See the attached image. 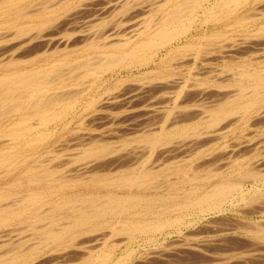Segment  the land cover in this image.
Segmentation results:
<instances>
[{"label": "bare ground", "instance_id": "obj_1", "mask_svg": "<svg viewBox=\"0 0 264 264\" xmlns=\"http://www.w3.org/2000/svg\"><path fill=\"white\" fill-rule=\"evenodd\" d=\"M130 1V0H129ZM128 0H0V28H9L10 30H12V34L10 31V35H7V40L5 37V32L7 34L8 31L6 30H2L4 31L1 32L0 34V135L3 134L5 135L8 139V142L4 145V147H6L4 149V147L0 148V176L3 174H7L12 167V169L17 168V166L22 162L24 164L25 160L27 159H22L21 158V154L19 153H15L14 149L17 147L18 148V141H24L26 140L27 145L29 146L30 144L32 145L33 141L35 143L40 142L41 140V134H35V136L32 137L34 130H40L41 128L44 127L47 123L52 122V121H56L57 119L61 118L62 115L66 114L68 110L72 109L76 103H78L81 99L82 96L84 94V92L89 91L90 89L92 90V88L94 87V85L97 84L98 81L101 80V78L103 77V75L107 72H111L114 71L116 68H134V67H143V66H147L149 63H151L152 61L154 62V58L155 56L157 57V55L159 54V52L162 49L166 50V53L164 55H162L159 59L158 62L156 64V66L159 68V73H157L153 70H149L147 71L146 69V73H157L159 80L155 81L154 83H150V80L147 79V82H144L143 84L138 85L139 83H142V81H138L136 83V85H138V87L135 85V88L137 87V90L135 91V88H132L133 92H135V94L133 95H139L137 94L138 92L144 91L146 88L148 91H150V89H156L155 91L160 95H163L161 93H164L166 91V93L168 94L169 92H171L172 94L174 93L173 96H171V94L169 95L170 98L174 99V102L179 103V101H177L178 99L182 101V99L186 98L189 99L191 96H189L188 98V94L187 92H191V87L190 85L188 86L189 89L187 88L186 84L187 82L185 80H179L177 77H173L170 76L169 72L172 71L170 70L169 72H166L167 75L164 72L163 75V71L166 69L168 70L166 67L168 65V62L171 61L173 59L174 62V58H171V60L169 59V56L171 57V55L174 53L176 54H188L191 50L192 52H190L188 54V57L186 55L187 60L188 61L190 58V55L193 56H198V54H202V52L209 54L208 58L206 56L207 59H209L210 56H217V59H220L218 57H224L226 56V54L224 55L223 53L226 52L224 50H227L228 47V51H229V47H231L232 50H234V48L236 47V45H238L237 43L239 42H230L226 45L222 43V44H218V46L216 45V47H214V44H217L216 41L217 40H221V38H223L225 36L224 32H222V30H220V28L222 29L223 27H242V24H245L248 21H253L252 19L254 18H250L242 15V13H240L239 8L241 9V5H243V3L246 2L247 4V0H132L130 1L131 3H129ZM263 0H260V2ZM37 2V3H36ZM254 3H258L259 0H254ZM36 5H35V4ZM262 3V2H261ZM34 4V5H33ZM33 5V6H32ZM257 5V4H256ZM32 6V7H31ZM254 8V7H253ZM260 8V7H259ZM256 9V8H255ZM262 9V8H261ZM261 9H257L258 11L254 12H259V14L261 16H264V14L261 12ZM64 10L65 13H61V15H59L60 11ZM155 11H159L161 12L160 15L158 14V17L156 19H154V17L152 18V20H149L151 18L147 17L148 20L146 19V16L148 15H152V13H155ZM264 12V11H263ZM122 14V15H126V19L124 20H119L118 22L115 23L116 18H119L118 15L116 14ZM117 16L116 18L114 16ZM259 15V16H260ZM256 16V14H255ZM112 17L115 18L112 19ZM112 19V21L114 20V22L110 24V26L104 24L106 22V19ZM123 18V16L121 17ZM142 19H146L143 21L142 24ZM117 21V20H116ZM110 22V20H109ZM145 22V23H144ZM201 22V23H211L214 25L213 30H210L208 33H206L204 36L202 34V37L197 38V40H204L205 43H197L193 42L192 40V36L190 37V39L187 38V36L190 34L191 30L194 29L196 27V25ZM106 25V26H105ZM108 26V27H107ZM260 27H258V29H256L257 32H263L264 33V21H263V25H259ZM202 27V26H201ZM246 28V27H245ZM15 32H14V30ZM247 30V29H246ZM14 32V33H13ZM250 33V32H249ZM194 34V33H193ZM231 34V33H230ZM252 34V32H251ZM261 34V33H260ZM127 35V37H126ZM201 35V34H200ZM259 35V34H258ZM251 36V35H249ZM253 36V35H252ZM259 36H264L263 34L259 35ZM258 36V37H259ZM255 37V35L253 36ZM257 37V38H258ZM182 38H186L185 42H183L182 44H180L179 40ZM195 38V37H193ZM230 38V37H229ZM236 38V37H235ZM254 38V39H257ZM261 38V37H259ZM234 39V38H233ZM247 39V38H246ZM245 39V42H246ZM249 39V37H248ZM264 39V38H263ZM3 40L8 41L6 43H11L13 42V40H17L16 42L12 43L11 45H7L6 43L2 44ZM196 40V41H197ZM228 40V39H227ZM235 40V39H234ZM239 40V39H238ZM4 41V42H5ZM11 41V42H10ZM99 41V42H98ZM101 41V42H100ZM229 41V40H228ZM227 41V42H228ZM261 41V40H260ZM97 42L99 44H97ZM175 42H177V45L175 44ZM244 42V40L242 41ZM240 42V43H242ZM250 42V41H249ZM235 43V45H233ZM259 43V41H258ZM264 43V42H263ZM246 44H250V43H246ZM211 45L213 46L211 48ZM245 45V43L243 44ZM248 45H246L248 47ZM252 45V44H251ZM262 45V44H260ZM209 47L206 48V47ZM233 46V48H232ZM242 46V45H239ZM255 46V45H254ZM263 46V45H262ZM264 47V46H263ZM226 48V49H224ZM238 48V47H237ZM242 48V47H241ZM244 48V47H243ZM242 48V49H243ZM250 48V47H249ZM236 49V48H235ZM241 49V50H242ZM246 51L247 48L245 47ZM262 50V49H261ZM92 51V52H91ZM194 51V52H193ZM237 51V50H236ZM235 51V52H236ZM240 51V48H239ZM238 51V52H239ZM93 53L96 52V56H92L89 53ZM99 52V54L97 55V53ZM234 52V51H233ZM242 52V51H241ZM240 52V53H241ZM251 52V51H250ZM83 53H88L86 54V56H82ZM203 53V54H204ZM229 53V56H231L232 52L230 53L227 52V54ZM173 54V55H174ZM62 55V57L60 56ZM78 55V57H77ZM184 55V57H185ZM233 54L232 58L236 57L237 55ZM70 56H76L77 60ZM178 56V55H176ZM183 59V55H181ZM180 56V57H181ZM191 58L193 59L194 56ZM201 56V55H200ZM199 56V57H200ZM98 57V58H97ZM175 57V56H173ZM239 57V56H238ZM241 57V56H240ZM239 57V58H240ZM263 57V56H262ZM185 58V59H186ZM196 58V57H195ZM211 58V57H210ZM215 58V57H214ZM258 58V57H256ZM264 58V57H263ZM95 59V60H94ZM176 59V58H175ZM180 59V60H181ZM200 59V58H198ZM202 59V58H201ZM200 59V61H201ZM205 59V58H204ZM238 59V58H237ZM184 60V59H183ZM181 60V62L183 61ZM194 60V59H193ZM225 60V59H224ZM42 61V63H40ZM190 61V60H189ZM177 62V60H176ZM192 62V61H191ZM220 62V61H219ZM254 62V61H253ZM175 63V62H174ZM178 63H179V59H178ZM183 63H186L183 61ZM251 63V62H250ZM264 63V62H263ZM173 64V63H172ZM169 64V65H172ZM176 64V63H175ZM182 64V63H181ZM201 64V63H200ZM228 64V63H227ZM262 64V62H261ZM155 65V64H154ZM195 65V64H194ZM251 65V64H250ZM249 65V66H250ZM253 65V64H252ZM263 65V64H262ZM173 66V65H172ZM241 66V65H240ZM174 67V66H173ZM173 67H171V69H173ZM242 67V66H241ZM248 67V66H247ZM243 67L244 69L239 71V73H237L238 75H235L236 78L234 77V80L232 81L234 84L238 85V89L236 92L235 89V94L232 93V95H227L226 91L223 93V88L225 85L228 84V82L230 81V77L228 78V76L226 77V79L219 77V72L217 74L211 75L213 77V79L211 80L212 83L216 84L218 89L220 88V91L222 93H217L214 94L211 97V101L213 103L212 108L210 110H207L205 112L208 119L206 122V125L208 127H211V130L208 131L207 133H211L210 135H208L206 132V134L208 135V137L212 138L211 136H218V135H222V133L225 131L224 128H227L231 125H228L227 127H221L222 122H224V120L226 121L227 119H229L228 117H232L235 116L236 119V115H237V120H241L245 119L246 117L248 118L247 120L250 121V119L253 118L254 119H260V118H264V67H260V66H255V67H248V68ZM202 68V67H201ZM225 68V67H224ZM240 68V67H239ZM238 68V69H239ZM157 69V68H156ZM164 69V70H162ZM203 69V68H202ZM234 69V68H233ZM237 69V68H236ZM126 70V69H124ZM128 70V69H127ZM158 70V69H157ZM174 70V69H173ZM176 70V68H175ZM205 70V69H204ZM209 68L207 69V71H204V73H211V71H208ZM219 70V69H218ZM144 71V70H143ZM231 71V70H230ZM129 72V71H128ZM140 72V71H139ZM145 72V71H144ZM143 72V74H144ZM213 72V71H212ZM225 72V71H224ZM223 72V73H224ZM142 73V72H141ZM145 73V75H146ZM171 73V72H170ZM197 73V72H196ZM216 73V72H215ZM111 74V73H110ZM140 74V73H139ZM138 76L140 77V74ZM169 74V75H168ZM172 74V73H171ZM198 74V73H197ZM233 74V73H232ZM232 74L230 76H232ZM143 75V77L145 76ZM150 75V74H149ZM175 75V74H174ZM199 75V74H198ZM234 75V74H233ZM137 76V75H135ZM148 76V75H146ZM151 76V75H150ZM156 76V74L154 75ZM201 76V74H200ZM222 76V73H221ZM171 77V78H170ZM199 77V76H198ZM209 77V78H212ZM223 77V76H222ZM125 78V77H124ZM134 78V77H132ZM142 78V77H141ZM149 78V77H148ZM156 78V77H155ZM154 77H150V79H155ZM208 78V77H207ZM86 79V80H84ZM119 79V78H118ZM129 79V78H127ZM146 79V78H145ZM178 79V80H176ZM197 79V78H196ZM233 79V78H232ZM123 80V79H122ZM85 81V84H84ZM103 81V80H102ZM143 81H146L143 79ZM149 81V82H148ZM158 81V82H157ZM195 81V80H194ZM200 81V80H199ZM198 81V82H199ZM205 83L207 82V80H205ZM101 82V81H100ZM157 82V84H156ZM193 82V81H192ZM203 82V80H202ZM199 82V84L195 81L194 83H192L193 85L197 83V85L199 86V89L204 85H202L203 83ZM209 84L211 83L210 80H208ZM107 83V82H106ZM191 83V82H190ZM230 83V82H229ZM82 84H84L82 86ZM231 84V83H230ZM229 84V85H230ZM101 85V84H100ZM191 85V86H193ZM202 85V86H201ZM211 85V84H210ZM232 85V84H231ZM230 85V86H231ZM77 86V87H76ZM132 86V85H130ZM196 85H194L193 87H195ZM197 86V87H198ZM74 87V88H78V87H82V88H78L81 89L79 90L78 93L75 94H70V90L68 91L69 88ZM95 87H98L97 85ZM101 87V86H100ZM129 87V86H128ZM134 87V86H133ZM73 88V89H74ZM99 88V87H98ZM103 88V87H102ZM107 88V87H106ZM115 88V87H114ZM120 88V87H119ZM118 88V89H119ZM186 88V90L184 89ZM196 88V87H195ZM216 88V87H214ZM222 88V90H221ZM101 89V88H100ZM99 89V90H100ZM117 89V88H116ZM115 89V90H116ZM152 89V91H153ZM184 89V90H183ZM187 89L189 91H187ZM198 89V88H196ZM196 89H194V91H197ZM198 89V90H199ZM206 90V87L204 88ZM204 89H202L201 91L199 90V94H196V97L199 98L202 96L204 97ZM210 89V87H209ZM212 89V88H211ZM210 89V90H211ZM72 90V89H71ZM77 90V89H76ZM95 90V88L93 89ZM106 90V89H105ZM110 90V89H109ZM113 90V89H112ZM114 90V91H115ZM128 90V89H126ZM146 90L145 93H148V91ZM165 90V91H164ZM169 90V91H167ZM208 90V89H207ZM206 90V91H207ZM217 90V89H216ZM101 91V90H100ZM107 91V90H106ZM104 91V92H106ZM111 91V90H110ZM117 91V90H116ZM155 91L153 92V95L155 93ZM159 91V92H158ZM160 91H162L160 93ZM70 92V93H69ZM92 92V91H91ZM103 92V91H102ZM120 92V90L118 91ZM129 92V90L127 91V93ZM130 92H131V88H130ZM129 92V93H130ZM151 92V91H150ZM208 92V91H207ZM210 92V91H209ZM213 92V89H212ZM73 93V92H72ZM93 93V92H92ZM95 93V91H94ZM97 93V92H96ZM100 93V92H99ZM111 93V92H110ZM121 93V92H120ZM119 93V94H120ZM123 93V92H122ZM132 93V92H131ZM143 92H141L140 94H142ZM155 93V94H157ZM165 93V94H166ZM192 93V92H191ZM206 93V92H205ZM211 93V92H210ZM216 93V92H214ZM226 93V94H225ZM230 93V91H229ZM106 94V93H105ZM104 94V95H105ZM109 94V93H108ZM118 94V93H117ZM126 94V93H124ZM164 94V95H165ZM167 94L165 95V97L167 98ZM194 94V93H193ZM204 94V95H203ZM212 94V93H211ZM102 95V94H101ZM101 95L99 96L101 98ZM103 95V96H104ZM114 95V93H113ZM121 95V94H120ZM129 95V94H128ZM149 96V94H147ZM146 94L141 95L142 98L147 96ZM152 95V94H150ZM152 95V96H153ZM207 95V94H206ZM87 96V95H86ZM85 96V97H86ZM89 96V95H88ZM95 96V95H94ZM106 96V95H105ZM108 95V97L106 99H110ZM115 96V95H114ZM113 96V97H114ZM123 96V94H122ZM130 96V95H129ZM140 96V95H139ZM138 96V97H139ZM140 96V97H141ZM144 96V97H143ZM158 96V97H159ZM208 96V95H207ZM210 96V95H209ZM91 97V96H90ZM98 97V98H99ZM120 97V96H117ZM128 97V96H127ZM125 97V98H127ZM131 97V96H130ZM137 97V98H138ZM151 97V96H150ZM156 97V96H155ZM154 97V101L156 100ZM158 97H157V101H158ZM162 97V96H161ZM161 97H159V99H161ZM165 97H162L163 99ZM193 97V96H192ZM195 97V96H194ZM193 97V98H194ZM97 98V97H96ZM123 98V97H122ZM135 99V97H133ZM131 98V99H133ZM136 98V100H137ZM142 98H140L142 100ZM153 98V97H151ZM150 98V99H151ZM169 98V97H168ZM167 98V104L168 103H173V101H169V99ZM192 98V99H193ZM198 98V100H199ZM205 98V97H204ZM88 99V98H87ZM86 99V100H87ZM91 99V98H90ZM103 99V98H101ZM105 99V98H104ZM105 99V101H106ZM113 99V98H112ZM115 99V98H114ZM118 99V98H117ZM130 99V98H129ZM130 99V100H131ZM139 99V98H138ZM161 99V100H163ZM191 99V100H192ZM196 99V98H194ZM83 100V99H82ZM134 100V101H136ZM152 100V101H153ZM160 100V101H161ZM185 100V99H184ZM210 100V99H209ZM84 101V100H83ZM89 101V100H88ZM92 101V100H91ZM97 101V100H95ZM101 103L103 100H100ZM99 101V102H100ZM112 101V100H111ZM110 101V103H112ZM126 101V99L124 100ZM132 101V100H131ZM133 101V102H134ZM151 101V100H150ZM153 101V102H154ZM186 101V100H185ZM188 101V100H187ZM193 101V100H192ZM203 101V100H202ZM85 102V101H84ZM83 102V103H84ZM87 102V101H86ZM94 102V100H93ZM108 102V101H107ZM118 102V101H117ZM130 101H128L129 104ZM141 102V101H140ZM146 102V101H144ZM191 102V101H190ZM201 102V100H200ZM80 103V102H79ZM78 103V104H79ZM115 102H113L114 104ZM127 103V102H126ZM132 103V102H131ZM149 103V102H148ZM151 103V102H150ZM159 105H162L161 102ZM189 104V102H187ZM205 103V102H204ZM107 105H111L109 103H102V106L104 105V107ZM134 104V103H133ZM152 104V103H151ZM150 104V106H151ZM157 104V102H156ZM165 104V101L164 103ZM166 104V105H167ZM211 104V103H210ZM209 104V105H210ZM99 105V104H98ZM127 105V104H126ZM130 105V104H129ZM136 105V104H134ZM179 104L176 105V107ZM184 105H187L184 102ZM182 104V106L178 108H183L184 106ZM101 106V104H100ZM114 106V105H113ZM117 106V105H116ZM133 106V105H132ZM145 106V105H144ZM155 106V104L153 105ZM171 106V105H170ZM118 107V106H117ZM120 107V106H119ZM130 106H128L129 108ZM134 107V106H133ZM143 107V106H142ZM149 108V106H147ZM146 107V108H147ZM165 107V106H163ZM163 107H159L160 109H162ZM172 107V106H171ZM170 107V108H171ZM185 107V106H184ZM189 107V106H188ZM99 108V106H98ZM127 109V107H125ZM132 108V107H131ZM147 108V110H148ZM154 108V107H153ZM177 108V110H179ZM84 109V108H83ZM88 109V108H86ZM97 109V107H96ZM108 109V108H106ZM110 109V108H109ZM114 109V108H113ZM117 109V108H116ZM121 109V108H120ZM124 109V108H123ZM145 109V107H144ZM156 109V108H155ZM175 109V108H174ZM184 111L187 110V106L186 109L183 108ZM195 110V107L193 108ZM153 110V109H152ZM151 110V111H152ZM165 109H162L161 111L163 112ZM175 111H168V113H166V115H162L163 113L160 110H156L159 114L160 117H157L158 115L154 116L153 114L156 111L151 112L153 113L152 115L156 118L157 120L154 122H148L146 121L145 123L149 124L150 126H146L145 129L144 127L141 129H144L143 131L146 130V128L148 129L146 130L145 136H144V140L146 142H148L149 144H151V147H155V144L158 143H163L165 141H168L169 139L175 137V135L178 134H182L181 137L183 136V134L188 135L190 133H194L197 129H193L190 131V127L188 128L187 126L183 127V124L186 122V116H188L189 114V109L187 110V114L184 113V111H182V109L179 110V112L177 113ZM198 111V109H196ZM202 109H200L201 111ZM98 111V110H97ZM112 111V110H109ZM140 111V110H139ZM148 111V112H149ZM192 111V110H191ZM190 111V112H191ZM69 112V111H68ZM84 112V111H83ZM101 112V111H100ZM138 112V111H136ZM166 112V111H165ZM175 112V113H174ZM147 113V112H146ZM145 113V115H146ZM195 112H192V115L190 114L188 118H192L193 114ZM197 113V112H196ZM80 114V113H78ZM104 114V113H103ZM129 114V113H128ZM132 114V113H131ZM137 114V113H136ZM135 114V115H136ZM140 112L137 114L139 115ZM149 114V113H148ZM157 114V113H156ZM161 114V115H160ZM165 114V113H164ZM199 115V113H197ZM205 114V115H206ZM236 114V115H235ZM89 115V114H88ZM94 115V114H91ZM90 115V116H91ZM101 115V114H100ZM119 115V114H117ZM195 115V114H194ZM201 115V114H200ZM199 115V116H200ZM239 115V117H238ZM88 116V117H90ZM97 115H95L96 118ZM134 116V115H133ZM152 116V119H153ZM118 117V116H117ZM126 117V116H125ZM141 117H144L141 115ZM195 117H198L197 115ZM194 117V119H195ZM206 117V116H205ZM230 117V118H231ZM251 117V118H249ZM104 118V116H103ZM109 118V117H108ZM113 118V117H112ZM115 118V117H114ZM130 118V117H129ZM134 118V117H133ZM137 118V117H136ZM135 118V119H136ZM199 118V117H198ZM101 119V118H99ZM106 119V118H105ZM110 119V118H109ZM152 119H150L151 121H153ZM189 119V120H190ZM201 119V118H200ZM232 119V118H231ZM103 120V119H102ZM101 120V121H102ZM131 120V119H129ZM128 120V121H129ZM133 120V119H132ZM131 120V121H132ZM246 120V119H245ZM100 121V120H99ZM105 121V120H104ZM111 121V120H110ZM127 121V120H126ZM134 121V120H133ZM143 121V120H141ZM193 121V120H192ZM197 121V120H196ZM236 121V120H235ZM235 121H233L235 123ZM238 121V122H239ZM87 122V121H86ZM120 122V121H119ZM135 122V121H134ZM138 122V121H136ZM184 122V123H183ZM232 120L230 122V124L233 123ZM237 122V123H238ZM105 123V122H104ZM109 123V122H108ZM107 123V124H108ZM114 123V121L112 122ZM124 123V122H123ZM144 123V122H143ZM241 123V122H240ZM86 124V123H85ZM115 124V123H114ZM135 124V123H134ZM141 126L142 123H138ZM194 124V122H193ZM192 124V125H193ZM105 125V124H103ZM111 125V124H110ZM113 125V124H112ZM116 125V124H115ZM119 125V123H118ZM125 125V124H124ZM196 125V123H195ZM221 125V126H220ZM120 126V125H119ZM122 126V125H121ZM137 126L136 124L134 125V127ZM202 126V125H201ZM206 127V126H205ZM213 127V128H212ZM216 127V128H214ZM242 127V126H241ZM108 128V127H107ZM120 128V127H119ZM123 128V126H122ZM136 128V127H135ZM133 128V129H135ZM138 128V127H137ZM188 128V129H187ZM193 128H195L193 126ZM200 128V127H199ZM198 128V129H199ZM202 128V127H201ZM207 128V127H206ZM106 129V128H105ZM109 129V128H108ZM132 128L130 127V129L127 128L126 131L131 130ZM139 130L142 132V130ZM187 129V130H186ZM203 129V128H202ZM213 129V130H212ZM224 129V131H223ZM150 130H155L157 132H151ZM45 131V130H44ZM109 131V130H108ZM112 132V129L110 130ZM116 133L117 131L114 130ZM122 131V130H120ZM206 131V130H205ZM135 132L138 133V130ZM134 131L131 132L132 134L135 133ZM199 132V131H198ZM204 132V131H202ZM126 133V132H125ZM124 133V134H125ZM130 133V132H129ZM143 133V132H142ZM102 134V133H101ZM114 134V133H113ZM112 134V135H113ZM118 134V133H117ZM120 134V133H119ZM123 134V133H122ZM144 134V133H143ZM2 135V136H3ZM95 135V134H94ZM108 135V134H107ZM127 135V134H125ZM130 135V134H128ZM142 135V134H141ZM140 135V137H141ZM200 135V134H199ZM2 136H0L1 138H3ZM79 136V135H78ZM92 136V135H91ZM91 136H89L88 138H90ZM109 136V135H108ZM114 136V135H113ZM48 137V136H47ZM84 138V136H82ZM110 137V136H109ZM117 137V136H116ZM180 136L178 135V138ZM180 137V138H181ZM200 137V136H198ZM204 137H207L204 135ZM223 137V136H222ZM259 137V136H258ZM7 138L5 140H7ZM82 138V140H83ZM86 138V137H85ZM88 138H87V142H88ZM103 138V137H102ZM101 138V139H102ZM188 138V137H187ZM194 138V137H190ZM209 138V139H210ZM216 138V137H214ZM218 138V137H217ZM94 139V138H93ZM91 140V138L89 139V143L88 144H84L83 142H81L83 144L80 145V147H83V151H81L82 153L79 155V157H76V160H80L82 161V163L84 162V160H86L88 163L90 160L94 159L95 161H99L97 160L99 157L102 158V156L106 153H108L110 147H107L104 143L102 144L101 142L103 141H94ZM112 139V137H111ZM116 139V138H115ZM142 139V138H141ZM184 139V138H183ZM195 139V138H194ZM213 139V138H212ZM4 140V139H2ZM4 140V141H5ZM40 140V141H39ZM74 140V139H72ZM76 140V139H75ZM78 140H80V137L78 138ZM100 140V139H99ZM107 140V139H106ZM109 140V139H108ZM181 140V139H180ZM185 140V139H184ZM187 140V144L189 145L190 140ZM197 140V139H196ZM195 140V141H196ZM218 140V139H215ZM86 141V140H85ZM170 141V140H169ZM172 141V140H171ZM177 141V140H176ZM175 141V142H176ZM193 141V139H191V142ZM71 142V141H69ZM127 142V141H125ZM136 142V141H134ZM174 142V144H175ZM181 142V141H179ZM183 142V141H182ZM210 142V141H209ZM261 142V141H260ZM6 143V142H4ZM14 143V144H12ZM25 143V144H26ZM72 143V142H71ZM77 143V142H75ZM81 143H78L81 144ZM107 143V142H106ZM137 143V142H136ZM168 143V142H167ZM170 143V142H169ZM166 144V146H169ZM173 143V142H172ZM197 143V142H196ZM199 143V141H198ZM237 143V142H236ZM245 143V142H244ZM2 144V143H1ZM22 144V143H21ZM70 144V143H69ZM125 144V143H124ZM143 144V143H142ZM171 144V143H170ZM178 145L175 144V146L179 147L180 143H177ZM185 144V143H183ZM191 144V143H190ZM193 144H195L193 142ZM217 144V143H216ZM239 144V143H237ZM26 145V146H27ZM37 145V144H35ZM123 144H121L122 146ZM130 145V144H129ZM132 145V143H131ZM134 145V144H133ZM136 145V144H135ZM146 145V144H145ZM161 145V144H159ZM163 145V144H162ZM182 145V144H181ZM192 145V144H191ZM197 146V144H195ZM194 145V146H195ZM245 145V144H244ZM2 146V145H1ZM27 146V148H28ZM34 146V145H33ZM143 146V145H142ZM164 146V145H163ZM162 146V147H163ZM185 146L187 147V145H184L182 147L185 148ZM193 145L191 146V148L194 147ZM236 146V144H235ZM247 146V145H246ZM249 146V145H248ZM39 147V146H38ZM120 147V145L118 146V148ZM128 147V145H127ZM132 147V146H130ZM128 147V148H130ZM138 147V146H137ZM145 147V146H143ZM174 147V145H173ZM171 147V148H173ZM179 147V148H182ZM189 147V146H188ZM222 147V146H221ZM226 147V146H225ZM229 147L232 148V146ZM242 147V146H240ZM21 148V146H20ZM19 148V149H20ZM25 148V147H24ZM35 148V147H34ZM112 148V147H111ZM110 148V149H111ZM115 148V147H113ZM117 148V147H116ZM117 148V149H118ZM149 148V147H148ZM158 148V147H157ZM161 148V147H160ZM166 148V147H165ZM176 148V147H175ZM220 148V147H218ZM228 148V147H227ZM239 148V146H238ZM36 149V148H35ZM127 149V148H125ZM145 149V148H144ZM150 149V148H149ZM186 150H188L187 148H185ZM226 149V148H225ZM245 149V147L243 148ZM34 150V149H33ZM114 150V149H113ZM121 150V149H120ZM128 150V149H127ZM132 150V148H131ZM129 149V151H131ZM138 150V149H137ZM142 150V149H141ZM161 150H165V149H160ZM169 150H173V149H169ZM178 150V149H177ZM180 150V149H179ZM221 150V149H220ZM229 151H227V149L225 151L229 152V154L233 156V152L235 149H232V151H230L231 149L228 148ZM238 150V149H237ZM17 151V150H16ZM124 151V149H123ZM121 151V152H123ZM126 151V150H125ZM128 151V152H129ZM135 151L132 150V152ZM144 154L146 155L145 152L146 150H143ZM141 151V152H143ZM174 151V150H173ZM183 151V150H180ZM185 151V150H184ZM224 151V152H225ZM25 152V151H24ZM111 153V151H109ZM127 152V153H128ZM136 152V153H135ZM134 154L135 156L138 154L137 151H135ZM165 152V151H164ZM170 152V151H168ZM174 152H177L176 150ZM187 152V151H186ZM23 153V152H22ZM31 153V152H30ZM114 153V152H113ZM117 153V152H116ZM124 153V152H123ZM126 153V154H127ZM155 153V151H154ZM173 152H170V154ZM216 153V152H215ZM238 153V152H237ZM27 154V153H26ZM79 154V153H78ZM118 154V153H117ZM125 154V153H124ZM129 154V153H128ZM131 154V155H132ZM153 154V153H152ZM168 153H164V155L166 156ZM187 154H189V152H187ZM219 154V153H218ZM224 154V153H223ZM222 154V155H223ZM239 154V153H238ZM248 154V153H247ZM24 155V154H23ZM32 155V154H31ZM56 155V154H55ZM54 155V156H55ZM112 155V153H111ZM123 155V154H122ZM121 155V156H122ZM133 155V156H134ZM162 155V154H161ZM220 155V154H219ZM229 155V156H230ZM53 156V155H52ZM51 156V157H52ZM53 156V157H54ZM107 156V154H106ZM113 156V155H112ZM126 156V155H124ZM122 156V158L124 157ZM130 156V154H129ZM159 156V154L157 155ZM236 156V155H234ZM31 157V156H30ZM52 157V158H53ZM56 157V156H55ZM54 157V158H55ZM109 157V156H107ZM118 157V155H117ZM117 157H114L113 159L115 160ZM127 157V156H126ZM128 160V158H126ZM164 157V156H163ZM187 157V156H186ZM222 157H225V159H228V155H226L225 152V156H221V159H223ZM24 158V157H23ZM29 158V157H28ZM51 158V161H52ZM75 158V156H74ZM99 158V159H100ZM111 159V156L109 157ZM131 159H133L132 157H130ZM129 158V159H130ZM142 158V156H141ZM153 158V156L151 157ZM161 158V156H160ZM210 158V157H209ZM231 159H233V157H230ZM230 158L228 160H230ZM69 158H67L66 160H68ZM89 159V160H87ZM110 159H106L110 161ZM112 159V160H113ZM117 159H120L119 157ZM116 159V160H117ZM124 159V160H125ZM158 160V157L156 158ZM215 159V156H214ZM218 159V158H217ZM216 159V160H217ZM29 160V159H28ZM56 160V159H55ZM73 160V161H71ZM75 159H73V157H71L70 160H68V164L71 165L72 167V162L73 164L76 162H74ZM92 160V162L94 161ZM109 162V169H107L103 164L106 162L103 161L102 166L105 167L101 168L104 169V171H107L105 174L107 176H109V174H113V179L111 178H104L102 179L101 177H105L101 176V174H99L100 172H98L99 170L101 171V169H99L98 165L96 163V165H98L96 167L95 163H89L86 164L85 166H83V173H87L90 174L89 177L84 176L85 180L91 181L90 183H92L91 179L92 177H100V179H102L101 182L103 183H107V182H111V183H117L119 185V187H123V185H126L128 187H138L142 186V185H146L148 183L151 184V182L153 180H155L156 176H157V172L155 170H153V168L151 167L153 165V163H148V165L150 166V168H146L144 169L142 172L140 173H133L129 175H124V174H119V171L121 172V170H116L114 171L116 168H119L118 163H114L116 161H112ZM121 160V159H120ZM123 159L121 160L122 162L124 161ZM134 160V159H133ZM152 160V159H150ZM224 160V159H223ZM21 161V162H20ZM38 161V160H37ZM36 163L38 164V166L36 167V163H34L35 166H33V164L29 167H26V171L25 173H31V177L26 181H23V183L18 180V179H14L13 181H9L5 186L3 187H13L14 189L18 186H23L25 185V188H23L25 191L21 194H18L17 191H20L18 188V190L16 191V193L19 195L18 198L15 196L13 197V195H11L13 198L12 199V203L10 202L11 199H9V195H7V191H3L4 189H1L2 191L0 192V227L7 225L11 220H14L15 218L19 219L21 218V216L27 214V216H30L29 221H25L28 222V225H26V223H24L26 226H24L25 228L29 226V228H31L32 230H40V232L36 233L38 237V242L36 241L35 243H38V246L36 247H41V248H48L51 245L55 244V243H60V240H62V238H67L68 236V242L71 241V239L75 236H77L79 233L82 235L83 233L81 232H85L87 234L90 232H93L95 229L101 227V219L98 221L97 219H99L100 217H104L108 214L111 213H120V215L123 216L124 213L129 212V216L127 217H122L120 216L121 219L118 218V221H114L116 222L115 224L110 226V230H111V234H119V233H125L126 236L131 235V236H135V233H139V232H143L145 233L148 230H154V229H159L162 228L163 226L167 225L170 221V219L166 218H161L160 216L167 214L166 212H168L170 210V208L172 207H178V210H180L181 208L185 207H193V206H197L198 208L201 207V209L206 208L207 210H210V212L212 210H216L219 205H222V202H225L229 197L231 198V196L236 192V189L239 187V184L241 182L244 181H240L237 182L238 180H229L231 178H229L228 180H224V181H220L218 183H215L214 185L209 186L206 189L203 188H197L199 189L200 193H197L195 195V197H193L192 199H190V201H188L189 199H187V201H182V202H178V203H173L166 205V204H162L163 206L161 207V209H155V208H151L150 203L149 205L143 208H137V205L139 204V198H137L136 196H132V195H128L126 197H117V193H107V194H101V196L97 195L95 197L93 196V193L95 192H91V193H77L76 195H70V197H68L65 192L64 189L68 186L73 185V182H76L78 180H80L81 182L84 181L82 179H74L71 178L74 175H69L71 177V179H66L65 177H67V175H63L64 178L66 179H62V176H59L61 178H58L57 176L59 174H61L62 172H60L58 174L59 171H61L62 169H60L59 171L56 169L59 168H53V167H49V165H47V167H43V164L41 163L42 161H39ZM46 161V160H44ZM43 161V162H44ZM71 161V163H70ZM94 161V162H95ZM101 161V160H100ZM120 161L119 164H121L122 162ZM155 161V160H154ZM211 161V160H210ZM212 161H214L212 159ZM257 161V160H256ZM20 162V163H19ZM86 162V163H87ZM102 162V161H101ZM125 162V161H124ZM131 162V161H130ZM150 162V161H149ZM153 162V160H152ZM157 163V161H155ZM160 162V161H159ZM159 162L157 164H159ZM225 162V161H224ZM262 162V161H261ZM264 162V161H263ZM19 163V164H18ZM21 163V164H22ZM51 163V162H50ZM49 163V164H50ZM66 163V162H65ZM79 163V161H78ZM78 163L76 164V167L78 165ZM82 163H80V165H82ZM85 163V162H84ZM169 163V162H168ZM212 163V162H211ZM234 163V162H233ZM45 164V163H44ZM55 164V163H54ZM64 164V163H63ZM106 164V163H105ZM161 164V162H160ZM171 164V163H170ZM173 164V163H172ZM257 164V163H255ZM261 163H258V166ZM25 165V164H24ZM51 165V164H50ZM53 165V163H52ZM62 165V164H61ZM67 165V163H66ZM80 165H78L80 167ZM93 165H95L96 169H93ZM262 165V164H261ZM14 166V168H13ZM54 166V165H53ZM59 165H55V167H58ZM75 166V165H74ZM107 166V165H106ZM140 166V165H139ZM146 166V165H145ZM158 166V165H157ZM208 166V165H207ZM256 166V167H258ZM263 166V165H262ZM19 167H23V166H19ZM61 167V166H60ZM62 167H64V165H62ZM67 167V166H66ZM101 167V166H100ZM122 167V166H121ZM128 167V166H127ZM148 167V166H147ZM153 167H156L153 165ZM220 167V166H219ZM253 167V171L252 173H250V171L248 172L249 175L247 174V176L250 177H258L261 176L263 177L264 173L261 172L262 170L258 169L256 170ZM261 167V166H260ZM6 168V169H4ZM25 168V166H24ZM67 168H70L69 166ZM82 166L79 168V170L81 171ZM137 168V167H135ZM139 168V167H138ZM196 168V167H195ZM238 168L240 169V167L238 166ZM71 169V168H70ZM75 169V167H73V170ZM113 169V170H112ZM132 169V168H131ZM155 169V168H154ZM157 169V167H156ZM189 169V168H188ZM193 169V168H192ZM249 169V168H248ZM252 169V168H250ZM261 169V168H260ZM264 170V168H262ZM16 171H18L17 169H15ZM24 170V169H23ZM72 170V169H71ZM82 170V171H83ZM137 169H135L136 171ZM161 170V169H160ZM159 170V171H160ZM168 170V169H167ZM194 170V169H193ZM246 170V169H245ZM58 171V172H57ZM75 171V170H74ZM78 168L76 169V175L78 176L81 172L78 171ZM103 171V172H104ZM111 171H114L113 173ZM126 171V170H124ZM122 171V172H124ZM176 172V170H174ZM188 171V170H187ZM215 171V170H214ZM233 170H231L232 172ZM244 171V170H243ZM15 172V171H13ZM19 172V171H18ZM138 172V171H137ZM182 172V171H181ZM189 172V171H188ZM194 172V171H193ZM235 172H237L235 170ZM239 172V171H238ZM64 173V171H63ZM62 173V174H63ZM184 173V172H183ZM182 173V174H183ZM210 173V172H209ZM207 173V174H209ZM216 174V172H214ZM262 173V174H261ZM11 174V173H9ZM16 174V173H14ZM25 174V175H26ZM58 174V175H57ZM72 174V172H71ZM78 174V175H77ZM160 174V172H159ZM175 174V173H174ZM179 174V173H178ZM212 171H211V177H214ZM230 174V173H229ZM234 174V173H233ZM246 174V173H244ZM82 175V174H80ZM180 175V174H179ZM189 175V174H188ZM187 175V176H188ZM191 175V174H190ZM197 175V174H196ZM208 175V176H209ZM242 175V174H241ZM239 174V176H241ZM5 176V175H4ZM177 176V175H176ZM185 176V175H184ZM207 176V178H208ZM219 176V175H218ZM217 176V177H218ZM231 176V175H230ZM237 176V175H236ZM10 177V176H8ZM197 177V176H196ZM195 177V178H196ZM201 177V176H200ZM203 177V176H202ZM209 176V178H211ZM246 177V175H245ZM248 177V180H251V178ZM260 177V178H261ZM3 178V177H2ZM7 178V177H6ZM5 178V179H6ZM13 178V177H12ZM87 178V179H86ZM167 178V177H166ZM165 178V179H166ZM173 178V177H172ZM177 178V177H176ZM192 178V177H191ZM198 178V177H197ZM196 178V179H197ZM205 178V179H207ZM233 178V177H232ZM244 177H242L241 179H243ZM259 178V177H258ZM91 179V180H90ZM159 179V178H158ZM164 179V177H163ZM194 178H192V180H196ZM214 179V178H213ZM240 179V178H239ZM245 179V178H244ZM247 179V178H246ZM245 179V180H246ZM257 180V178H255ZM3 180V179H2ZM1 180V181H2ZM96 180V179H94ZM168 180V179H167ZM166 180V181H167ZM170 180V179H169ZM189 183L192 182L191 179H189ZM187 179H183V181L187 182ZM191 180V181H190ZM203 180V179H201ZM209 180V179H208ZM0 181V182H1ZM87 181V182H89ZM157 181V180H156ZM164 180H162L163 182ZM181 181V180H179ZM206 181V180H205ZM6 182V181H5ZM79 182V181H78ZM77 182V183H78ZM80 182V183H81ZM85 182V181H84ZM83 182V183H84ZM99 182V180H98ZM161 182V183H162ZM183 184H186L184 183ZM86 183V182H85ZM84 183V184H85ZM96 182L94 181L93 184H95ZM157 185L159 184L158 182ZM165 183V182H164ZM172 183L174 184L175 182L172 181ZM180 184V182H178ZM182 183V181H181ZM198 183V182H197ZM89 184V183H88ZM97 184V183H96ZM102 184V183H101ZM171 184V183H170ZM177 184V180L176 183ZM178 184V186H179ZM183 184L181 186H183ZM188 184V183H187ZM210 184V183H209ZM242 184V183H241ZM78 185V184H77ZM76 185V186H77ZM81 185V184H80ZM79 185V186H80ZM113 185V184H112ZM153 185V184H152ZM156 185V187H157ZM164 185V184H163ZM168 185V184H167ZM205 185V184H204ZM115 186V184H114ZM149 186V185H147ZM154 186V185H153ZM172 186V185H171ZM193 187H195L194 185H192ZM191 186V187H192ZM2 187V186H1ZM84 187V186H83ZM118 187V186H117ZM151 187V185H150ZM155 187V186H154ZM189 187V186H188ZM198 187V186H196ZM12 188V189H13ZM86 188V187H85ZM90 188V187H89ZM105 188V187H104ZM182 188V187H181ZM190 188V187H189ZM256 188V187H255ZM126 189V188H125ZM149 189V188H148ZM159 189V188H157ZM185 189V188H183ZM195 189V188H193ZM192 189V190H193ZM242 189V188H241ZM6 190V189H5ZM10 190V189H9ZM96 190V189H95ZM173 190V189H172ZM180 190V189H179ZM182 190V189H181ZM180 190V191H181ZM240 190V189H239ZM237 190V191H239ZM15 191V190H14ZM23 191V190H21ZM88 191V190H87ZM134 191V190H133ZM177 191V190H176ZM175 190L173 192H176ZM185 191V190H184ZM191 191V190H190ZM10 192V191H9ZM12 192V191H11ZM11 192L9 194H11ZM64 192V193H63ZM83 192V191H82ZM86 192V191H85ZM144 192V191H143ZM179 192V191H177ZM176 192V193H177ZM183 192V191H182ZM187 192V191H185ZM194 192V190H193ZM257 192V191H256ZM61 193V195H60ZM64 195H63V194ZM71 193V192H70ZM130 193V192H129ZM172 193V192H171ZM174 193V194H176ZM184 193V192H183ZM196 193V192H195ZM254 193V192H253ZM14 194V193H13ZM59 194V196L57 197V195ZM68 194V193H67ZM96 194H98L96 192ZM141 194V193H140ZM178 194V193H177ZM190 196V193H188ZM239 197L242 198V190H240L238 193ZM235 194V195H236ZM259 194V193H257ZM261 194V193H260ZM54 196L55 198L57 197V200H59L56 203H54L53 205L52 200L49 196ZM95 195V193H94ZM142 195V194H141ZM148 195V194H147ZM171 195V194H170ZM234 195V196H235ZM252 195V194H251ZM263 195V193H262ZM67 196V197H66ZM172 196V195H171ZM233 196V197H234ZM258 196V195H257ZM141 197V196H140ZM173 197V196H172ZM171 197V198H172ZM185 197V196H182ZM188 198V196H186ZM253 197V196H252ZM10 200H8V199ZM50 198V199H47ZM54 198V199H55ZM175 198V196H174ZM264 198V197H263ZM262 198V199H263ZM6 199V202L9 201V204L5 203H1L2 201L4 202V200ZM15 199V200H14ZM142 199V198H141ZM170 198H168L169 200ZM181 199V198H180ZM234 199V198H233ZM232 199V200H233ZM257 199V198H256ZM14 200V201H13ZM51 200V201H49ZM151 200V199H150ZM176 200V199H174ZM172 200V201H174ZM255 200V199H254ZM253 200V201H254ZM54 201V200H53ZM134 201V202H133ZM136 201V202H135ZM142 201V200H141ZM148 201V200H147ZM162 201V200H161ZM164 201V200H163ZM259 201V200H258ZM257 201V202H258ZM264 201V200H263ZM262 201V202H263ZM230 205L232 204L231 201L229 200ZM51 204L46 206L45 204ZM144 203V202H143ZM153 203V202H152ZM164 203V202H163ZM251 203V202H250ZM255 203V202H254ZM44 204V207H42V205ZM226 204V203H225ZM256 204V203H255ZM261 204V203H260ZM251 205V204H250ZM254 205V204H253ZM259 205V204H258ZM45 206H46V210H45ZM141 206V205H140ZM159 207V205H157ZM156 206V207H157ZM249 206V205H248ZM42 207V208H41ZM48 207V208H47ZM139 207V206H138ZM255 207V206H254ZM257 207V206H256ZM135 208V210H133ZM180 208V209H179ZM197 208V209H198ZM261 208V207H259ZM41 209V210H40ZM131 209L133 210L131 213ZM174 209V208H173ZM174 209V211H175ZM188 209V208H186ZM185 209V210H186ZM194 209V207H193ZM205 209V210H206ZM219 209V208H218ZM263 209V208H262ZM220 210V209H219ZM259 210V209H258ZM261 210V209H260ZM190 211V210H189ZM262 211V210H261ZM65 213L63 216V219H60L62 216L60 215V218H54L55 216H57V214L60 213ZM217 212V211H216ZM219 212V211H218ZM62 213V214H63ZM149 213V214H148ZM54 215V217H50L49 219H47V216L49 215ZM161 214V215H160ZM171 214V213H170ZM113 215V214H112ZM119 215V214H118ZM117 215V216H118ZM125 215V214H124ZM177 215V214H176ZM59 216V215H58ZM152 217L151 219H149L148 217ZM154 216V217H153ZM217 216V215H216ZM114 217V216H113ZM170 218V217H169ZM176 219V217H174ZM216 218V217H215ZM24 219V217L22 218V220ZM44 219H47L48 221H43ZM106 219V218H105ZM112 219V216L111 218ZM16 220V219H15ZM26 220V218H25ZM63 222H62V221ZM95 220H97L96 223L94 222ZM172 220L174 221L173 217ZM18 221V219H17ZM21 221V220H20ZM42 222L44 224V226H40L39 228V224H38V228L36 227L37 225H35L38 222ZM61 221V222H60ZM171 221V222H173ZM239 221V220H238ZM23 222V221H21ZM94 222V224H93ZM103 222V221H102ZM105 222V221H104ZM109 222V221H107ZM111 222V223H114ZM170 222V223H171ZM175 222V221H174ZM240 222V221H239ZM249 222V221H248ZM18 223V222H17ZM15 223L14 226L16 225H20L19 223L17 224ZM40 223V225L42 224ZM110 223V222H109ZM14 224V223H13ZM101 224V225H100ZM259 223H256V225ZM23 225V224H22ZM217 225V224H216ZM230 225V224H229ZM260 225V224H259ZM258 225V226H259ZM13 226V225H12ZM13 226V227H14ZM215 226V225H214ZM232 226V225H231ZM237 226V225H235ZM241 226V225H240ZM255 226V225H254ZM17 227V226H16ZM228 227V226H227ZM234 227V226H233ZM239 227V226H238ZM256 227V226H255ZM264 227V226H263ZM8 228V227H7ZM10 228V227H9ZM23 228V229H25ZM28 228V230L30 231V229ZM237 228V227H236ZM258 227H256L257 229ZM262 228V227H260ZM259 228V229H260ZM234 229V228H233ZM3 230V229H2ZM8 230V229H7ZM12 230V228H11ZM18 230V229H17ZM230 230V229H228ZM252 230V229H251ZM255 230V229H254ZM6 231V230H5ZM97 231V230H96ZM95 231V232H96ZM214 231V230H213ZM250 231V230H249ZM32 232V231H31ZM34 232V231H33ZM178 232V231H177ZM237 232V231H236ZM244 232V231H243ZM261 233V235H263L264 237V228L260 229V231H258ZM7 233V232H6ZM8 236V234H6ZM9 233V232H8ZM102 233V232H101ZM106 233V232H105ZM216 233V230L215 232ZM213 233V234H214ZM219 233V232H218ZM247 233V232H246ZM253 233V231H252ZM2 234V232H1ZM19 234V233H18ZM65 234H67L65 236ZM79 234V235H80ZM91 234V233H90ZM128 234V235H127ZM212 234V232H211ZM256 234V233H255ZM80 235V236H81ZM85 235V234H84ZM92 235V234H91ZM108 235V234H107ZM138 235V234H137ZM194 235V234H193ZM197 235V233H196ZM1 237H3V234L0 235ZM65 236V237H62ZM79 236V237H80ZM97 236L99 237V235L97 234ZM96 236V237H97ZM106 236V234H105ZM229 236V235H228ZM240 236V235H239ZM243 236V235H242ZM10 237V235H9ZM82 237V236H81ZM80 237V238H81ZM90 238L93 237L89 236ZM119 237V236H118ZM196 237V236H195ZM223 237V236H222ZM254 237V236H253ZM258 237V236H257ZM8 237H3V241H6L8 239H5ZM89 238V239H90ZM199 238V237H198ZM217 238V237H215ZM224 238V237H223ZM229 238V237H228ZM231 238V237H230ZM249 238V237H248ZM252 238V237H250ZM255 238V237H254ZM2 239V238H1ZM20 239V238H19ZM24 239V238H23ZM93 240L96 241V239L92 238ZM91 239V242H93V240ZM107 239V238H106ZM103 238V240H106ZM111 239V238H110ZM108 237V240H110ZM124 239V238H123ZM133 239V238H132ZM208 239V238H207ZM220 239V238H219ZM238 239V238H237ZM242 239V238H241ZM240 239V240H241ZM246 239V238H244ZM243 239V240H244ZM256 239V238H255ZM261 239V238H260ZM97 240H101V239H97ZM113 240V239H112ZM210 240V239H209ZM249 240V239H248ZM253 240V239H251ZM249 240V241H251ZM2 241V242H3ZM63 241V240H62ZM61 241V242H62ZM65 241V240H64ZM86 241V240H85ZM85 241H83L84 244L86 245ZM116 241V240H114ZM121 241V240H120ZM213 241V240H212ZM220 241V240H219ZM223 241V240H222ZM226 241V239H225ZM245 241V240H244ZM258 241V243L261 241L256 239V242ZM264 241V240H263ZM1 242V241H0ZM17 242V241H16ZM15 242V243H16ZM68 242H63V243H68ZM79 242V240H78ZM88 242V241H87ZM89 242V243H91ZM200 242V241H199ZM205 242V241H204ZM202 242V243H204ZM209 242V241H207ZM233 242V241H232ZM240 243H242L241 241H239ZM14 243V242H13ZM19 243V242H17ZM21 243V241H20ZM33 243V244H35ZM71 243V242H70ZM94 243V242H93ZM100 243V242H99ZM102 243V242H101ZM206 243V242H205ZM210 243V242H209ZM208 243V244H209ZM225 243V242H224ZM229 243V241H228ZM247 243V242H246ZM249 243H252L249 242ZM255 243V242H254ZM2 244V243H0ZM26 244V243H25ZM79 244V243H78ZM79 245V247H83L82 245ZM117 244V243H116ZM115 244V245H116ZM214 244V243H213ZM234 244V243H233ZM257 244V243H256ZM256 244L253 245V247H256ZM9 245V244H8ZM14 245V244H13ZM30 245V244H29ZM28 245V246H29ZM62 245V243H61ZM198 245V244H197ZM207 245V244H206ZM211 245V244H210ZM224 245V244H223ZM243 245V244H242ZM245 245V244H244ZM247 245V244H246ZM10 246V245H9ZM33 246V245H32ZM31 246V247H32ZM64 246V245H63ZM67 246V245H66ZM89 246V245H87ZM194 246V245H193ZM226 246V245H225ZM229 246V244H228ZM236 246V245H235ZM251 246V245H250ZM260 244L257 245V247L260 248ZM30 247V248H31ZM58 247V246H57ZM86 247V246H85ZM204 247V246H203ZM223 247V246H222ZM237 247V246H236ZM249 247V246H247ZM254 247L255 250H260L259 252L263 251L264 247L261 249H256ZM28 248V250L30 249ZM40 248V249H41ZM62 248V247H61ZM75 248V247H74ZM200 248V247H199ZM202 248V247H201ZM207 248V247H206ZM226 248V247H225ZM234 248V247H233ZM33 249V248H31ZM30 249V250H31ZM38 250H40L39 248H37ZM193 249V248H192ZM219 249V248H218ZM230 251V248H228ZM239 249V248H238ZM243 249V248H242ZM248 249V248H245ZM13 250V249H11ZM26 250V251H28ZM29 250V251H30ZM35 250V249H34ZM84 250V249H83ZM216 250V249H215ZM234 250V249H233ZM241 253H237V252ZM238 251L235 249V251H237V254H242L241 249H239ZM244 250V249H243ZM4 251V250H3ZM9 251V250H8ZM8 251L5 253L6 256L8 255ZM19 251V250H18ZM28 251V252H29ZM42 251V250H41ZM57 251V250H56ZM70 251V250H69ZM72 251V250H71ZM85 251V250H84ZM133 251V250H132ZM193 251V250H192ZM197 251V250H196ZM199 251V250H198ZM209 251V250H208ZM207 251V252H208ZM212 251V249H211ZM228 251V252H229ZM13 253V251H10ZM9 252V253H10ZM17 252V251H16ZM43 252V251H42ZM48 252V251H46ZM190 252V251H189ZM231 252V251H230ZM230 252L228 254H225L226 257H229ZM233 254H231V258L235 257V261H236V256L237 258L238 255H236V253H234V251H232ZM231 252V253H232ZM246 252V251H244ZM249 252V249H248ZM251 252H253V248H251ZM257 251V253H259ZM264 252V251H263ZM36 253V252H35ZM38 253V251H37ZM59 253V252H58ZM66 253V252H65ZM72 253V252H71ZM81 253V252H80ZM86 253V252H84ZM104 253V252H103ZM102 253V254H103ZM198 253V252H196ZM254 253V252H253ZM256 253V251H255ZM3 254V256L5 255ZM14 254V253H13ZM19 254V253H18ZM21 254V253H20ZM23 254V253H22ZM25 254V253H24ZM32 254V253H31ZM53 254V253H52ZM98 254V253H97ZM128 254V253H127ZM204 254V253H203ZM210 254V253H209ZM221 254V253H220ZM224 254V253H223ZM235 254V255H234ZM252 254V253H251ZM248 254V255H251ZM261 254V253H260ZM258 254V256L260 255ZM17 253L15 255H10V257H14L16 256ZM30 255V254H28ZM42 255V254H41ZM50 255V254H49ZM58 255V254H57ZM60 255V254H59ZM66 255V254H65ZM68 255V253H67ZM70 255V254H69ZM76 255V254H75ZM81 255V254H80ZM162 255V254H161ZM216 255V254H215ZM224 255V257H225ZM229 255V256H227ZM234 257H233V256ZM264 255V253H263ZM261 255V256H263ZM0 256V257H3ZM9 256V255H8ZM7 256V257H8ZM23 256V255H22ZM53 256V255H51ZM62 256V253H61ZM64 256V255H63ZM60 257L61 259L63 258ZM78 256V255H77ZM99 256V255H98ZM109 256V255H108ZM124 256V255H123ZM126 256V255H125ZM244 256V255H243ZM252 256V255H251ZM254 256V254H253ZM252 256V257H253ZM5 257V256H4ZM26 257V256H24ZM31 257V255H30ZM111 257V256H110ZM149 257V256H147ZM212 257V255H211ZM214 257V256H213ZM219 257V255L217 256ZM215 257V258H217ZM220 258V264H227V261L229 262V258ZM247 257V256H246ZM257 257L256 255L254 256V258ZM10 258V260H5L7 258H4V262L5 264H9L12 262L15 263V258ZM23 258V257H22ZM54 258V256H53ZM58 258V257H57ZM59 258V259H60ZM65 258V256H64ZM81 258V257H80ZM98 258V257H97ZM101 258V257H100ZM145 258V257H144ZM200 258V257H199ZM219 258L218 260L215 262H219ZM230 258V264L232 263L231 261H233V259ZM251 258V257H249ZM260 258V257H259ZM258 258V259H259ZM262 258V257H261ZM9 259V258H8ZM26 259V258H25ZM56 259V258H54ZM52 259L54 262L55 260ZM82 259V258H81ZM99 259V258H98ZM202 259V258H201ZM210 259V258H209ZM212 259V258H211ZM244 259V257H243ZM242 259V260H243ZM257 259V258H255ZM257 259V261H258ZM1 260V259H0ZM17 261H19V258L16 259ZM145 260V259H144ZM143 260V261H144ZM214 260V259H213ZM211 260V261H213ZM253 260V258H252ZM21 261V260H20ZM19 263L17 264H20ZM24 261V260H23ZM22 261V262H23ZM27 261V260H25ZM51 261V260H50ZM90 261V260H89ZM98 261V260H97ZM198 261V259H197ZM224 261V262H223ZM250 261V260H249ZM248 261V262H249ZM21 262V264H23ZM59 263V261H57ZM61 262V261H60ZM118 262V261H117ZM155 262V261H154ZM204 262V261H203ZM202 262V264H203ZM209 262V261H208ZM214 262V261H213ZM223 262V263H221ZM226 262V263H225ZM242 262V261H241ZM247 262V264H248ZM260 261H258L259 263ZM47 263H50L49 261ZM46 263V264H47ZM56 263V262H55ZM96 263V262H95ZM163 263V262H162ZM196 263V262H194ZM201 263V262H200ZM207 264V262H205ZM237 263V262H236ZM233 263V264H236ZM254 263V262H252ZM257 262H255L256 264ZM261 263V262H260ZM259 263V264H260ZM263 263V261H262ZM261 263V264H262ZM52 264V262H51ZM77 264V263H76ZM98 264V263H97ZM155 264V263H154ZM193 264V263H192ZM199 264V263H197ZM212 264V263H211ZM229 264V263H228ZM239 264V263H238Z\"/></svg>", "mask_w": 264, "mask_h": 264}, {"label": "rangeland", "instance_id": "obj_2", "mask_svg": "<svg viewBox=\"0 0 264 264\" xmlns=\"http://www.w3.org/2000/svg\"><path fill=\"white\" fill-rule=\"evenodd\" d=\"M129 1V0H128ZM130 1H132V0H130ZM129 1V3H131ZM134 1V0H133ZM132 1V2H133ZM254 0H247V4H246V2L245 3H243V5H241L240 7H241V9L239 8V11H240V13H242V15H245L246 17H247V15H248V17H250V18H254V19H252L253 21L251 22V21H248V22H246L245 24H242V27H223L222 26V29L220 28V30H222V32H224V34H225V36L223 37V38H221V40L219 39V40H217L216 41V43L217 44H214L215 46L214 47H216V45L218 46V44L220 43V44H222V43H224L225 44V42H226V45L229 43V45H230V42L231 41H233V42H239V43H237L238 45H236V49L234 48V50H232L231 49V47H229L230 49H229V51H230V53L232 52V54H231V56H229V53L227 54V52H229L228 51V47H227V50H224V51H226V52H224L223 54L225 55L226 54V56H224V57H218V58H220V59H217V56H210L209 57V59H207L208 58V56L210 55V52H209V54H207L206 53V55H205V53L204 52H202V54L200 53V54H198V56H194V53H193V56H194V60L191 58V56L192 55H190V58H189V60L188 61H185V60H187V58H186V55H187V57H188V54L190 53V52H192V50L188 53V54H176V55H178V56H176L174 53V55L172 54L171 55V57L169 56V59L171 60V58H174V62L176 63H174L173 62V59L171 60V61H169L168 62V65H167V69H168V67H169V69L170 70H172V71H170L169 69L168 70H164V69H162V70H164L163 71V75H164V72H165V74L167 75V73L166 72H169V74H170V76H172V78L173 77H177L179 80H187L186 82H187V84H186V86L189 84L190 85V87H191V92H187V93H189L188 94V98H189V96H191L189 99H186V98H184V99H182V101L183 102H181V100H177V101H179V103H175L174 102V99H172V98H170V94H171V96H173L174 95V93L172 94L171 92H169L168 94L166 93V91L164 92V93H161L162 91H160V93L161 94H163V95H160L159 96V94L156 92L157 90L156 89H153V91H152V89H150V91H148L147 90V88L144 90L145 92H146V90L148 91V93H145L144 91H141V92H143L144 93V95L146 94H149V96L147 95L146 97H144V98H142V96L141 95H143V93L142 94H140L141 92H138L137 91V94H139V95H133V94H135V92H133V90H132V88H135V85H136V83L138 82V81H142V83H137L138 85H140L141 86V84H143L144 82H147V79L148 80H150V83H154L155 84V81L156 80H159V78H158V76H161V75H158L157 73H159V72H157V71H159V68L156 66V64H157V62H158V59L162 56V55H164L165 53H166V50L165 49H162L160 52H159V54L157 55V57L155 56V60H154V62L152 61L151 63H149L147 66H143V67H134V68H124V67H121V68H116L114 71H111V72H107V73H105L104 75H103V77L101 78V82L100 81H98L97 82V86L99 87H95L96 85H94V87L92 88V90L90 89L89 91H86V92H84V94H83V96H82V99L85 101H83L82 99L78 102V103H76V105L72 108V109H70V110H68L67 111V113L66 114H64V115H62V117L61 118H59V119H57L56 121H52V122H49V123H47L44 127H42L41 128V131L40 130H38V132H37V130H34V132H33V134L34 135H32V137L33 136H35V134L37 133H39V134H41L40 136H41V141L40 142H37V143H35L34 141L32 142L33 144L31 145H27V143H26V140H22L21 142L20 141H18V148L16 147L15 149H14V151H15V153L17 152V153H19L20 152V154H21V158L22 159H26V157H27V159L25 160V162H24V164L22 163H18L19 164V166H23V167H19L18 165H15V166H17V168H14V166H13V168L14 169H12V167H9V168H11V170L7 173V174H3V176L1 175L0 176V192L2 191L1 189H4L3 191L5 192V191H7V192H5V193H7V195H9L8 197H9V199H11V198H13L14 196H15V199H16V197L18 198V194H22L25 190H26V187H25V185H24V187L21 185V186H18V187H16L15 189L13 188V187H3V186H5V183H6V185H7V183L9 182V181H13L14 179H18V180H20L22 183H23V181H26V179L28 180L30 177H31V173H25V171H26V167H29V166H31L32 164H33V166H35L34 165V163H36V161L37 162H39V161H44V160H46V161H42L41 163L43 164V167H47V165H49V167H53V168H59V169H56V170H60V169H62L61 171H57L58 172V174L60 173V172H62L63 173V171H64V173L62 174H57L58 176V178H61V177H59V176H62V179H71V178H74V179H82V180H84V181H80V180H78V181H76V182H73L74 183V186L73 185H71V186H68V187H66L65 189H64V192H65V194L68 196V197H70V195H76L77 193L79 194V192L80 193H93L94 191V193H95V195H94V193H93V196L92 197H95V196H97V195H99V196H101V194L103 195V194H107V193H111V192H113V193H117L116 195H117V197H126V196H128V195H132V196H136V195H138V196H136L137 198H139V204L137 205V208H143V207H145L146 208V206L147 205H149V203H150V206H151V208L153 209V208H155V209H161V207L164 205V204H166V205H168V203L169 204H172V202L174 203H178V202H182V201H187V199H189L188 201H190V199H192L193 197H195V195L197 194V193H200V191H199V189H197V188H203V189H206V188H208L209 186H211V185H214L215 183H218V182H220V181H224V180H228L229 178H231V179H229V180H235V178H236V180H238L237 182H240V181H244V182H241L240 184H239V187L236 189V192L231 196V198L229 197L225 202H222V205L220 204L219 205V209L217 208L216 210H212L211 212H210V210H207L206 208H202L201 209V207L200 208H198L197 206H193L194 207V209H193V207H185L184 208V210H183V208H179L180 210H178V207H176V209H175V207H172V208H170V210L168 211V212H166L167 214H165V215H161L160 217L161 218H163L164 216V218H166L167 219V217H168V219H170L169 221L171 222V221H173L172 220V217H173V219H174V221L173 222H169L167 225H165V226H163L162 228H159V229H152V230H148V231H146L145 233H141V232H139V233H135V236L133 235V236H131V235H128V236H126V234L125 233H119V234H116V236H115V234H111V230H110V226L111 225H113V224H115L117 221H118V218L119 219H121L122 217H127V216H129V215H127V214H129V212H127V213H124L123 214V216L122 215H120V213H111V214H108V215H106V216H102V217H100L99 219H97L98 221L100 220L101 222V227H99V228H97V229H95L93 232H90L92 235H93V237H89V236H92L90 233H88L87 232V234L83 231V232H81V233H83L81 236L78 234L77 236H75V237H73L72 239H71V243L70 242H68L67 240H68V236H67V238H62V240H60V243H55V244H53V245H51L50 247H48V248H41V247H36L35 248V246H38V243L36 244L35 242L38 240V238H36V237H38L37 236V234L36 233H38V232H40V230L38 231V230H32L31 228H29V226L28 227H24V226H26V225H28V222H25V221H29V219H30V216L28 215L27 216V214H25V215H23V216H21V218L19 219V217L18 218H15L14 220H11L7 225H5V226H2V227H0V235H2L3 234V237L5 236V237H8V238H6V239H8V240H6L5 238V240L6 241H3V237H1L0 236V243H2V244H0V256H3V254H5L8 250V257L6 256V254L3 256V257H0V264H2V262H4L3 260H4V258H7V259H5V260H10V258H12V257H10V255L12 254V255H15L16 253H17V255L16 256H14L13 258H15V263L14 262H12V264H17V263H19V261H20V264H21V262L23 263V264H46L48 261L50 262V263H47V264H51V262H52V264H197V263H199V264H202V262H203V264H206L205 262H207V264H220V261H221V259L220 258H222V257H224V255L225 254H228L230 251L232 252V251H234V253H236L239 249H241V251H242V254H237V253H241L240 252V250H239V252H237L236 253V255H238V257L239 258H237V256H236V261L234 260L235 259V257L234 258H231L230 256H231V254H233V252L231 253L230 252V256L229 255H227V256H229L231 259H233V261H231L232 263L231 264H233V263H236V264H247V262H248V264H255V262H257L256 264H259L260 262L262 263V261H263V263L262 264H264V255H263V251H261V252H259L260 250H255L254 249V247H253V245H255L256 243V247H257V245L258 244H260V245H262L263 247H264V237H263V235H261V233L260 232H258V231H260V229H262V228H264L263 226H264V175H263V177H261V176H258V177H255V178H257V180L255 179V178H253V177H250V176H247V174L249 175V171H250V173H252V170H253V167H256V166H258V163H261L258 167H259V169H258V167H256L255 169L257 170V171H259V170H262L261 172H263L264 173V170L262 169V168H264V118L262 117V118H258V119H254L253 118V120L254 121H252V118L251 117H249V118H251L250 119V121H248L247 119V117L245 118V119H242L243 121H239V120H237V115H236V119H235V116H230V117H228L229 119H227L226 121L224 120V122H222V126L221 127H227L228 125H231V126H229V127H227V128H224L225 129V131H224V129H223V133H222V135H218V136H211L212 138H210V137H208V135H210L209 133H207V130L208 131H210L211 130V127H208L207 125H206V122H207V120L206 119H208V116H207V114L206 113H208V112H205V111H207V110H210V109H213L212 108V105H213V103L212 102H210L211 101V97L214 95V94H217V93H222L221 91H220V88L218 89V87H217V85L216 84H214V83H212V79H213V77L211 76V75H213V73L214 74H217L218 72H219V77H221V78H224V79H226V77L228 76V78L230 77L231 79H230V83L232 84H230L229 82H228V84L227 85H225L224 86V88H223V90H222V88H221V90L223 91V93L222 94H224V92L226 91V93H227V95H232V93L233 92H235V89H236V92H237V89H238V85H236V84H234L232 81L234 80V77L236 78V76L235 75H238L237 73H239L238 72V70L239 71H241V70H243L244 68L243 67H250V68H252V67H255V66H260V67H264V36H259V35H261V34H263L264 35V33L263 32H257L256 31V29H258V27H260L259 25H263V21H264V16H261L260 14H259V12H254V10L255 11H258L259 9H261L262 11V13L264 14V0L263 1H261L260 2V0H259V2L258 3H254L253 2ZM37 3V2H36ZM35 4V3H34ZM33 4V5H34ZM257 4V5H256ZM32 5V6H33ZM36 5V4H35ZM31 6V7H32ZM254 7V8H253ZM260 7V8H259ZM256 8V9H255ZM258 9V10H257ZM156 12V14L155 13H152L153 14V16L152 15H148V16H146V19L148 20V18L147 17H149V18H153L154 17V19H156L157 17H158V14L160 15V13L161 12H159V11H155ZM61 13H62V15H63V13H65V11L64 10H61L60 11V13H59V15H61ZM158 13V14H157ZM255 14H256V16H255ZM116 15H118L119 16V18H116L117 16ZM114 17L116 18V20H115V18L114 17H112V19H114L115 20V23L116 22H118L120 19L121 20H125L126 19V15L124 16V15H122V14H116ZM260 15V16H259ZM123 16V18H121ZM152 18L151 19H149V20H152ZM112 19L110 18V19H106V22L104 23V24H106V25H108V26H110V24L109 23H113L114 22V20L112 21ZM146 19H142L141 21H142V24H143V21L144 20H146ZM109 20H110V22H109ZM145 23V22H144ZM105 25V26H106ZM107 26V27H108ZM202 26V27H201ZM246 27V28H245ZM213 28H214V25L213 24H211V23H206V24H204V23H201V22H199L197 25H196V27L194 28V29H192L191 30V32H190V34L187 36V38L188 39H190V37L192 36V40H193V42H196V44L198 43H205L204 42V40H197V38H199V37H202V34H203V36L206 34V33H208L210 30H213ZM8 29L9 28H0V33L1 32H3V34H4V31H2V30H7L8 31ZM247 29V30H246ZM14 30V29H13ZM10 31H11V34H12V30H10L9 29V31L7 32V34H6V32H5V37L4 38H6V40H7V35H10ZM14 32H15V30H14ZM13 32V33H14ZM250 32V33H249ZM251 32H252V34H251ZM194 33V34H193ZM231 33V34H230ZM3 34L1 35V36H3ZM201 34V35H200ZM259 34V35H258ZM191 35V36H190ZM249 35H251V36H249ZM255 35V37H253V36ZM261 37V38H259V37ZM126 37H127V35H126ZM193 37H195V38H193ZM230 37V38H229ZM236 37V38H235ZM248 37H249V39H248ZM258 37V38H257ZM235 40H234V39ZM247 38V39H246ZM254 38H257V39H254ZM229 41H228V40ZM239 39V40H238ZM245 39H246V42H245ZM185 40H186V38H182V39H180L179 40V42H180V44H182L183 42H185ZM197 40V41H196ZM225 42H224V41ZM244 40V42H242ZM261 40V41H260ZM5 40H3V42H2V44L4 43H6V42H8V41H5ZM17 40H13V42H11V43H9L10 45L12 44V43H14V42H16ZM228 41V42H227ZM250 41V42H249ZM258 41H259V43H258ZM99 42V41H98ZM97 42V44H99ZM101 42V41H100ZM222 42V43H221ZM240 42H242V43H240ZM250 43L249 45L248 44H246V43ZM245 43V45H243ZM7 45H9L8 43H6ZM175 44L177 45V42H175ZM252 44V45H251ZM260 44H262V45H260ZM233 45H235V43L233 44ZM239 45H242V46H239ZM246 45H248V47L246 46ZM255 45V46H254ZM213 46L211 45V48H212ZM238 47V48H237ZM243 49H242V48ZM245 47L247 48V51H246V49H245ZM250 47V48H249ZM206 48H208L209 49V47L207 46ZM232 48H233V46H232ZM239 48H240V51H239ZM224 49H226V48H224ZM242 49V50H241ZM262 49V50H261ZM237 50V51H236ZM234 51V52H233ZM236 51V52H235ZM239 51V52H238ZM242 51V52H241ZM251 51V52H250ZM92 52V51H91ZM89 53L90 55H92V56H96V52H93V53ZM194 52V51H193ZM241 52V53H240ZM204 53V54H203ZM86 54H88V53H83L82 54V56H86ZM94 54V55H93ZM99 54V52L97 53V55ZM233 54H235V55H237L235 58L233 57L232 58V56H233ZM181 55H183V57H184V55H185V57L183 58V59H181L182 58V56ZM201 55V56H200ZM234 55V56H235ZM61 57H62V55H60ZM173 56H175V57H173ZM181 56V57H180ZM192 56V57H193ZM200 56V57H199ZM204 56H206V57H204ZM240 58H239V57ZM263 56V57H262ZM70 57H72L73 59L75 58L76 60H77V58H76V56H70ZM77 57H78V55H77ZM196 57V58H195ZM215 57V58H214ZM256 57H258V58H256ZM98 58V57H97ZM158 58V59H157ZM176 58V59H175ZM186 58V59H185ZM198 58H202L201 59V61H200V59H198ZM205 58V59H204ZM238 58V59H237ZM178 59H179V63H178ZM183 60L184 62H186V63H183V61L181 62V60ZM225 59V60H224ZM95 60V59H94ZM176 60H177V62H176ZM192 61V62H191ZM220 61V62H219ZM254 61V62H253ZM251 62V63H250ZM261 62H262V64H261ZM40 63H42V61L40 62ZM173 63V64H172ZM182 63V64H181ZM201 63V64H200ZM228 63V64H227ZM155 64V65H154ZM169 64H172V65H169ZM195 64V65H194ZM251 64V65H250ZM253 64V65H252ZM242 67H241V66ZM250 65V66H249ZM158 69H156V68ZM171 67H173V69H171ZM203 69H202V68ZM225 67V68H224ZM240 67V68H239ZM247 67V68H248ZM153 68H155V71L157 72V73H155L156 74V76H154L155 74L154 73H146L147 71H151V70H153L154 71V69ZM175 68H176V70H175ZM209 68V70L208 71H211V69H212V71H211V73L209 72V73H204V71H207V69ZM234 68V69H233ZM237 68V69H236ZM239 68V69H238ZM124 69H126V70H124ZM128 69V70H127ZM146 69H147V71H146ZM205 69V70H204ZM219 69V70H218ZM145 72H144V71ZM218 72H217V71ZM231 70V71H230ZM129 71V72H128ZM140 71V72H139ZM225 71V72H224ZM142 72V73H141ZM143 72H144V74H143ZM199 74H197V73ZM216 72V73H215ZM224 72V73H223ZM111 73V74H110ZM143 74V75H145V73H146V75H148V76H144L143 77V75H140V74ZM221 73H222V76H221ZM234 75H233V74ZM138 74L140 75V77L138 76ZM151 76H150V75ZM168 74V75H169ZM175 74V75H174ZM200 74H201V76H200ZM232 74V76H230V75ZM135 75H137V76H135ZM199 76V77H198ZM125 77V78H124ZM132 77H134V78H132ZM142 77V78H141ZM149 77V78H148ZM150 77H156L155 79H153V81L154 82H152V79H150ZM208 77V78H207ZM209 77H212V78H209ZM119 78V79H118ZM127 78H129V79H127ZM146 78V79H145ZM171 78V77H170ZM197 78V79H196ZM233 78V79H232ZM123 79V80H122ZM143 79L144 80H146V81H143ZM178 79H176V80H178ZM204 79L205 80H207V82L205 83V81H204ZM84 80H86V79H84ZM103 80V81H102ZM199 84V82H202V80H203V84L202 85H206L205 87H206V90L208 91H206L204 88L205 87H203L202 85V87L199 89V86L197 85V83L196 84H194V85H196L195 87L196 88H198L200 91L202 90V89H204L205 91H204V97H200L199 98V96H198V98H199V100H198V98L196 97V95H195V93L198 91L199 92V90L198 89H196L195 87H193L194 85L192 84V83H194L195 81ZM200 80V81H199ZM208 80H210V84H209V82H208ZM87 81V80H86ZM193 81V82H192ZM199 81V82H198ZM107 82V83H106ZM149 82V81H148ZM158 82V81H157ZM157 82H156V84H157ZM191 82V83H190ZM84 84H85V81H84ZM84 84H82V86L84 85ZM101 84V85H100ZM231 86H230V85ZM130 85H132V86H130ZM138 85H136L137 87H138ZM188 85V86H189ZM191 85H193V86H191ZM101 86V87H100ZM129 86V87H128ZM134 86V87H133ZM187 86V88L189 89V87ZM198 86V87H197ZM77 87V86H76ZM103 87V88H102ZM107 87V88H106ZM115 87V88H114ZM120 87V88H119ZM137 87L134 89L135 91L137 90ZM209 87H210V89L212 88L213 89V92H212V89L210 90L209 89ZM214 87H216V88H214ZM74 87H71V88H69L68 89V91L70 90V94H75V93H78L79 92V90H81V89H78V88H82V87H78V88H74ZM95 88V90H93ZM101 88V89H100ZM117 88V89H116ZM119 88V89H118ZM130 88H131V92H130ZM139 88V87H138ZM72 89V90H71ZM77 89V90H76ZM101 91H100V90ZM107 91H106V90ZM111 91H110V90ZM113 89V90H112ZM117 91H116V90ZM126 89H128L129 90V92L127 93V91L128 90H126ZM185 90H186V88H184ZM183 89V90H184ZM187 89V91H189ZM194 89H196L197 91H194ZM217 89V90H216ZM115 90V91H114ZM120 90V92H118ZM156 90V91H155ZM93 93H92V92ZM94 91H95V93H94ZM103 91V92H102ZM104 91H106V92H104ZM155 91V93H157V94H155L154 93V95H153V92ZM167 91H169V90H167ZM212 93H210V92ZM229 91H230V93H229ZM73 92V93H72ZM97 92V93H96ZM100 92V93H99ZM111 92V93H110ZM123 92V93H122ZM159 92V91H158ZM196 93V94H199V93ZM202 92V91H201ZM206 92V93H205ZM214 92H216V93H214ZM106 93V94H105ZM109 93V94H108ZM113 93H114V95H113ZM118 93V94H117ZM121 95H120V94ZM124 93H126V94H124ZM167 94V98L169 99V101L171 102V101H173V103L171 102V103H166L168 100H167V98L165 97V95ZM194 93V94H193ZM225 93V94H226ZM102 94V95H101ZM108 97V95H111V96H109V98H111V100L110 99H106L107 97L105 96V95ZM122 94H123V96H122ZM131 96H129V95ZM150 94H152V95H150ZM165 94V95H164ZM208 96H207V95ZM233 94H235V93H233ZM87 95V96H86ZM89 95V96H88ZM95 95V96H94ZM101 95V98H103V99H101L99 96ZM104 95V96H103ZM210 95V96H209ZM86 96V97H85ZM91 96V97H90ZM114 96V97H113ZM117 96H120V97H117ZM128 96V97H127ZM139 96V97H138ZM153 97V98H151V97ZM156 96V97H155ZM165 97L164 99L161 97V99H163V100H161V99H159V97ZM194 98H196V99H194ZM97 97V98H96ZM99 97V98H98ZM123 97V98H122ZM125 97H127V98H125ZM133 97H135V99L133 98ZM139 99H138V98ZM154 97H155V101L153 100L154 99ZM157 97H158V101H157ZM88 98V99H87ZM91 98V99H90ZM106 99V101H105V99ZM113 98V99H112ZM115 98V99H114ZM118 98V99H117ZM131 98H133V99H130ZM136 98H137V100H136ZM140 98H142V100L140 99ZM151 98V99H150ZM193 98V99H192ZM87 99V100H86ZM126 99V101H124ZM193 101H192V100ZM210 99V100H209ZM89 100V101H88ZM92 100V101H91ZM93 100H94V102H93ZM95 100H97V101H95ZM100 100H103L102 101V103H109V104H111V105H107L106 104V106L104 107V105L102 106V103H101V101ZM134 100H136V101H134ZM151 100V101H150ZM154 102H153V101ZM161 100V101H160ZM188 100V101H187ZM200 100H201V102H200ZM203 100V101H202ZM87 101V102H86ZM100 101V102H99ZM108 101V102H107ZM110 101L112 102V103H110ZM118 101V102H117ZM128 101H130L129 102V104H128ZM134 101V102H133ZM141 101V102H140ZM144 101H146V102H144ZM164 101H165V104H163L164 103ZM191 101V102H190ZM84 102V103H83ZM113 102H115L114 104H113ZM127 102V103H126ZM132 102V103H131ZM149 102V103H148ZM152 104H151V103ZM156 102H157V104H156ZM158 102H161V104L162 105H159L160 103H158ZM184 102L187 104V105H184ZM187 102H189V104L187 103ZM205 102V103H204ZM136 104V105H134V104ZM211 103V104H210ZM99 104V105H98ZM100 104H101V106H100ZM127 104V105H126ZM150 104H151V106H150ZM155 104V106H153ZM167 104V105H166ZM177 104H179L180 105V107L182 106V104L185 106H183V108H185L186 109V106H187V110L189 109V113L187 112V110L186 111H184V109L183 108H178L179 107V105L176 107V105ZM210 104V105H209ZM114 105V106H113ZM118 107H117V106ZM134 107H133V106ZM145 105V106H144ZM172 107H171V106ZM98 106H99V108H98ZM120 106V107H119ZM128 106H130L129 108H128ZM143 106V107H142ZM147 106H149V108L147 107ZM163 106H165V107H163ZM189 106V107H188ZM96 107H97V109H96ZM125 107H127V109L125 108ZM132 107V108H131ZM144 107H145V109H144ZM148 108V110H147V108ZM154 107V108H153ZM159 107H163L162 109H165L163 112L165 113H163L161 110L162 109H160ZM171 107V108H170ZM195 107V110L193 109ZM84 108V109H83ZM86 108H88V109H86ZM106 108H108V109H106ZM110 108V109H109ZM114 108V109H113ZM117 108V109H116ZM121 108V109H120ZM124 108V109H123ZM156 108V109H155ZM175 108V109H174ZM177 108L180 110V109H182V111H184V113L185 114H191L192 115V112L194 111L195 113V115L193 114V117L190 119V118H188L189 117V115L188 116H186V122L183 124V127L184 126H187L188 125V128L190 129V131L193 129V131L192 132H194V129H197L193 134L192 133H190V134H188V135H184L183 134V136L181 137V135L182 134H178L180 137L178 138V135H175V137H173V138H171V139H169L168 141H165V142H163V143H158V144H155V147H151V144H149L148 142H146L145 140H144V136H145V133H146V130L148 129V128H146V130L145 131H143L144 129H145V127L146 126H150V123L151 122H154L155 123V121L157 120V117H160L158 114V110H160L163 114L162 115H166V113H168L167 112V110L168 111H175L176 112V110H177ZM210 108V109H209ZM153 109V110H152ZM196 109H198V111L196 110ZM200 109H202L201 111H200ZM207 109V110H206ZM98 110V111H97ZM109 110H112V111H109ZM140 110V111H139ZM151 112H153V111H156L154 114L153 113H150V111ZM179 110H177V113L179 112ZM192 110V111H191ZM84 111V112H83ZM101 111V112H100ZM136 111H138V112H136ZM149 111V112H148ZM166 111V112H165ZM171 111V112H172ZM191 111V112H190ZM140 112V114L139 115H137L138 113ZM147 112V113H146ZM174 112V113H175ZM199 113V115L197 114V113ZM78 113H80V114H78ZM104 113V114H103ZM129 113V114H128ZM132 113V114H131ZM137 113V114H136ZM145 113H146V115H145ZM149 113V114H148ZM157 113V114H156ZM89 114V115H88ZM91 114H94V115H91ZM101 114V115H100ZM117 114H119V115H117ZM136 114V115H135ZM153 114L154 116H156V115H158L156 118L153 116V119H152V116L151 115ZM206 114V115H205ZM91 115V116H90ZM95 115H97L96 116V118H95ZM134 115V116H133ZM141 115L142 116H144V117H141ZM161 115V114H160ZM198 116V117H195V116ZM88 116H90V117H88ZM103 116H104V118H103ZM118 116V117H117ZM126 116V117H125ZM150 118V116H151V118L150 119H152L153 121H151L148 117ZM206 116V117H205ZM110 119H109V118ZM113 117V118H112ZM115 117V118H114ZM130 117V118H129ZM134 117V118H133ZM137 117V118H136ZM194 117H195V119H194ZM238 117H239V115H238ZM99 118H101V119H99ZM106 118V119H105ZM136 118V119H135ZM149 119V124H147V123H145L146 121L148 122V120H146V119ZM201 118V119H200ZM206 118V119H205ZM103 119V120H102ZM129 119H133L132 121L131 120H129ZM156 119V120H155ZM190 119V120H189ZM100 120V121H99ZM102 120V121H101ZM105 120V121H104ZM111 120V121H110ZM127 120V121H126ZM129 120V121H128ZM141 120H143V121H141ZM193 120V121H192ZM197 120V121H196ZM231 120H232V122L233 121H235V123L233 122L232 124H230V122H231ZM87 121V122H86ZM114 121V123L116 124H114V123H112ZM120 121V122H119ZM136 121H138V122H136ZM239 121V122H238ZM105 122V123H104ZM109 122V123H108ZM124 122V123H123ZM144 122V123H143ZM193 122H194V124H193ZM238 122V123H237ZM241 122V123H240ZM86 123V124H85ZM108 123V124H107ZM118 123H119V125H118ZM137 125V126H135L134 127V125L135 124ZM138 123H142L141 124V126H138V125H140V124H138ZM195 123H196V125H195ZM103 124H105V125H103ZM111 124V125H110ZM113 124V125H112ZM125 124V125H124ZM193 124V125H192ZM123 126V128H122V126ZM202 125V126H201ZM148 126V127H149ZM193 126L195 127V128H193ZM207 128H206V127ZM242 126V127H241ZM109 129H108V128ZM120 127V128H119ZM130 127L132 128L131 130H128V131H126L127 130V128L128 129H130ZM138 127V128H137ZM144 127V129H141V128H143ZM200 127V128H199ZM203 129H202V128ZM106 128V129H105ZM133 128H135V129H133ZM187 128V129H188ZM199 128V129H198ZM213 128V127H212ZM214 128H216V127H214ZM112 129V132L110 131ZM142 130V132L144 133H142L141 131H139V130ZM186 129V130H187ZM45 130V131H44ZM109 130V131H108ZM114 130H116L117 131V133L114 131ZM120 130H122V131H120ZM135 130L137 131L138 130V133L137 132H135ZM206 130V131H205ZM213 130V129H212ZM135 132L134 134H132L131 132ZM158 131V130H157ZM157 131H153V130H150V133L151 132H157ZM199 131V132H198ZM202 131H204V132H202ZM126 132V133H125ZM130 132V133H129ZM147 132H149V129H148V131ZM208 134H206V133ZM102 133V134H101ZM114 133V134H113ZM120 133V134H119ZM123 133V134H122ZM127 134V135H125V134ZM36 134V135H37ZM95 134V135H94ZM110 136H108V135ZM114 136H113V135ZM128 134H130V135H128ZM142 134V135H141ZM200 134V135H199ZM3 134H1L0 136H2ZM79 135V136H78ZM92 135V136H91ZM140 135H141V137H140ZM204 135L205 136H207V137H204ZM48 136V137H47ZM82 136H84V138L82 137ZM89 136H91L90 138H91V140L93 139L94 141H96L97 139V141H102L101 143L103 144H107L106 146L107 147H112L111 149L110 148H108L109 149V151H111V153H112V155H111V153L108 151V153H106L107 154V156H111V159L109 158V157H107L106 156V154H105V156L103 155L102 156V158H98L97 160H99V161H95L94 159H92V160H94L93 162H92V160H90L89 161V163H95V165H96V163L98 164V165H100V163H101V167L100 166H98V165H96V167L98 166L99 167V169H101V168H104L105 169V167L107 168V169H109V162H111V160L114 158V157H117V155H118V157L122 160H124L125 159V157L126 158H128V160L127 159H125L123 162L120 160V159H113L112 161H116V162H114V163H118V165H119V168H116L114 171H116V170H121V172L119 171V174L121 173V174H124V175H128V173H129V175H131L132 174V171H133V173H140V172H142L144 169H148V168H150V166L152 165L151 163H153V165L154 166H156L157 167V169H156V167H153V165L151 166L152 168H153V170H155L156 172H157V176H156V178H155V180H153L152 182H151V184L150 183H148L147 185H149V186H147L146 185V187H145V185H142V186H139V188L138 187H128V186H126V185H123V187H122V185H121V187H119V185L117 184V183H111V182H107L106 184L105 183H103V182H101L102 181V179H104V178H111V179H113V177H111V176H113V174L111 175V174H109V176H107L105 173L107 172V171H104V169H101V171L99 170L98 171V169H96V167H95V165H93V169H95V170H97L98 172H100L99 174H101V176H104V175H106L105 177H101L102 179H100V177H92L91 179H96V180H92V183H90L91 181H89L87 178V180H85V178H84V176H87V177H89V175L90 174H85V173H83L84 172V168H83V166H85L86 164H89L86 160H84V162L82 163V161H80V160H78L79 161V163H78V161L76 160V157H79V155L82 153L81 151H83L84 149H83V144L81 143V142H83L84 144H88L89 143V139L90 138H88ZM117 136V137H116ZM198 136H200V137H198ZM223 136V137H222ZM259 136V137H258ZM3 138H1L0 137V148H2V147H4V145L5 144H7V143H10V142H8V139L9 138H7L5 135H3L2 136ZM80 137V140H78V138ZM86 137V138H85ZM103 137V138H102ZM111 137H112V139H111ZM188 137V138H187ZM190 137H194V138H191V139H193V141L191 142V139H190ZM214 137H216V138H214ZM218 137V138H217ZM7 138V140H5ZM82 138H83V140H82ZM87 138H88V142H87ZM102 138V139H101ZM116 138V139H115ZM142 138V139H141ZM185 140H184V139ZM210 138V139H209ZM2 139H4V140H2ZM72 139H74V140H72ZM76 139V140H75ZM100 139V140H99ZM107 139V140H106ZM109 139V140H108ZM181 139V140H180ZM186 139H188V141L190 140V143L194 146L195 144H197V146L195 145L193 148H191V144L189 143V145L187 144L188 142H187V140ZM197 139V140H196ZM215 139H218V140H215ZM82 140V141H81ZM86 140V141H85ZM172 140V141H171ZM177 140V141H176ZM196 140V141H195ZM69 141H71V142H69ZM81 141V142H80ZM125 141H127V142H125ZM134 141H136V142H134ZM176 141V142H175ZM179 141H181V142H179ZM183 141V142H182ZM198 141H199V143H198ZM210 141V142H209ZM261 141V142H260ZM4 142H6V143H4ZM75 142H77V143H75ZM107 142V143H106ZM169 143V146H166V144L168 145V143ZM173 142V143H172ZM174 142H175V144L176 145H178L177 143H180V145H179V147H182V146H184V145H187V147L185 146V148H187L188 150H186L184 147H182V148H179V147H177V146H175V144H174ZM193 142L195 143V144H193ZM197 142V143H196ZM239 143V144H237V143ZM245 142V143H244ZM2 143V144H1ZM22 143V144H21ZM26 143V144H25ZM70 143V144H69ZM78 143H81V144H79L78 145ZM125 143V144H124ZM131 143H132V145H131ZM143 143V144H142ZM183 143H185V144H183ZM217 143V144H216ZM12 144H14V143H12ZM35 144H37V145H35ZM121 144H123L122 146H121ZM130 144V145H129ZM134 144V145H133ZM136 144V145H135ZM146 144V145H145ZM159 144H161V145H159ZM164 146H163V145ZM182 144V145H181ZM229 144H230V146H232V148L231 147H229ZM235 144H236V146H235ZM245 144V145H244ZM2 145V146H1ZM28 146V148H27V146ZM34 145V146H33ZM80 145H82L83 147H80ZM120 145V147L118 148V146ZM127 145H128V147H130V146H132V147H130V148H128L127 147ZM145 146V147H143V146ZM173 145H174V147H173ZM247 145V146H246ZM249 145V146H248ZM20 146H21V148H20ZM39 146V147H38ZM138 146V147H137ZM163 146V147H162ZM189 146V147H188ZM222 146V147H221ZM226 146V147H225ZM238 146H239V148H238ZM240 146H242V147H240ZM25 147V148H24ZM36 149H35V148ZM113 147H115V148H113ZM118 149H117V148ZM150 149H149V148ZM158 147V148H157ZM161 147V148H160ZM166 147V148H165ZM171 147H173V148H171ZM176 147V148H175ZM218 147H220V148H218ZM229 149H231L230 151H232V149H235V147H236V150H234V154H233V156H232V154L230 155L229 154V152H227V151H229L228 150V148ZM245 147V149H243ZM6 147H4V149H5ZM20 148V149H19ZM125 148H127V149H125ZM131 148H132V150H134L135 149V151H137V155L135 156L134 154H132V153H134L135 151H133L132 152V150H131ZM145 148V149H144ZM227 149V151H225L226 149ZM34 149V150H33ZM114 149V150H113ZM121 149V150H120ZM123 149H124V151H123ZM129 149L131 150V151H129ZM138 149V150H137ZM142 149V150H141ZM160 149H165V150H161V152H160ZM169 149H173L174 151L176 150L177 152H174L173 150H169ZM178 149V150H177ZM183 150V151H180V150ZM221 149V150H220ZM238 149V150H237ZM17 150V151H16ZM126 150V151H125ZM143 150H146V152H145V154L146 155H143L144 154V151ZM185 150V151H184ZM25 151V152H24ZM121 151H123V152H121ZM129 151V152H128ZM141 151H143V152H141ZM154 151H155V153H154ZM166 153H168L166 156L164 155V153L165 152ZM168 151H170V152H173V153H171L170 154V152H168ZM189 152V154H187V152ZM226 152V155H228V159L230 158V157H233V159H231L230 158V160H228V159H225V157H222L223 159H221V156H225V152ZM23 152V153H22ZM31 152V153H30ZM114 152V153H113ZM118 154H117V153ZM130 154V156H129V154ZM216 152V153H215ZM239 154H238V153ZM27 153V154H26ZM79 153V154H78ZM127 153V154H126ZM136 153V152H135ZM153 153V154H152ZM220 155H219V154ZM224 153V154H223ZM248 153V154H247ZM24 154V155H23ZM32 154V155H31ZM56 154V155H55ZM123 154V155H122ZM132 154V155H131ZM159 154V156H157ZM162 154V155H161ZM223 154V155H222ZM55 157H53V156ZM124 156V155H126V156H124L123 158H122V156ZM134 155V156H133ZM230 155V156H229ZM234 155H236V156H234ZM31 156V157H30ZM53 158H52V157ZM74 156H75V158H74ZM141 156H142V158H141ZM153 156V158H151ZM160 156H161V158H160ZM164 156V157H163ZM187 156V157H186ZM214 156H215V159H214ZM24 157V158H23ZM71 157H73V159H75L74 160V164H73V162L71 163V161H73V160H71L70 161V163L72 164V167H71V165L70 164H68V160H70L71 159ZM130 157H132L133 159H131ZM158 157V160L156 159ZM210 157V158H209ZM51 158H52V161H51ZM67 158H69L68 160H66ZM105 158L106 159H110V161H108V160H105ZM130 158V159H129ZM218 158V159H217ZM29 159V160H28ZM56 159V160H55ZM150 159H152L153 160V162H152V160H150ZM212 159L214 160V161H212ZM217 159V160H216ZM87 160H89V159H87ZM102 162H101V161ZM157 161V163L160 161L161 162V164H160V162H159V164H157L155 161ZM211 160V161H210ZM257 160V161H256ZM68 161V162H67ZM103 161L106 163H104L103 164ZM120 161L122 162L121 164H119L120 163ZM131 161V162H130ZM150 161V162H149ZM225 161V162H224ZM262 161V162H261ZM51 162V163H50ZM67 163V165H66V163ZM87 162V163H86ZM169 162V163H168ZM212 162V163H211ZM234 162V163H233ZM40 163V162H39ZM45 163V164H44ZM51 165H50V164ZM52 163H53V165H52ZM55 163V164H54ZM64 163V164H63ZM78 163V165H80V163H82V165H80V167L82 166V173H80V174H82V175H80L79 173H78V171L79 172H81L80 170H79V166L77 165V167H76V164ZM148 163H150L149 165H148ZM171 163V164H170ZM173 163V164H172ZM255 163H257V164H255ZM31 164V165H30ZM47 164V165H46ZM64 165V167H62V165ZM102 164L105 166V167H103L102 166ZM55 165L57 166V165H59L58 167H55ZM75 165V166H74ZM107 165V166H106ZM140 165V166H139ZM146 165V166H145ZM158 165V166H157ZM208 165V166H207ZM24 166H25V168H24ZM38 166V164L36 163V167ZM61 166V167H60ZM69 166L70 168H67V167ZM122 166V167H121ZM128 166V167H127ZM148 166V167H147ZM220 166V167H219ZM238 166L240 167V169L238 168ZM261 166V167H260ZM73 167H75V171L73 170ZM135 167H137V168H135ZM139 167V168H138ZM143 167H146V168H144L143 169ZM196 167V168H195ZM78 168V171H77V173L79 174H77L78 176H75L76 175V169ZM132 168V169H131ZM155 168V169H154ZM189 168V169H188ZM194 170H193V169ZM249 168V169H248ZM250 168H252V169H250ZM261 168V169H260ZM4 169H6V168H4ZM15 169H17L18 171H16ZM24 169V170H23ZM107 169H105V170H107ZM135 169H137L136 171H135ZM142 171H141V170ZM161 169V170H160ZM168 169V170H167ZM246 169V170H245ZM113 170V169H112ZM124 170H126V171H124ZM160 170V171H159ZM174 170H176V172L174 171ZM189 172H188V171ZM215 170V171H214ZM231 170H233L232 172H231ZM235 170L237 171V172H235ZM244 170V171H243ZM13 171H15V172H13ZM104 171V172H103ZM114 171H111L112 173L114 172ZM122 171H124V172H122ZM138 171V172H137ZM182 171V172H181ZM194 171V172H193ZM211 171H212V173L213 174H215L214 172H216V174L215 175H213L214 177H211V175H209V174H211ZM239 171V172H238ZM253 171H255V170H253ZM71 172H72V174H71ZM73 172H74V175H73ZM159 172H160V174H159ZM184 172V173H183ZM210 172V173H209ZM9 173H11V174H9ZM14 173H16V174H14ZM175 173V174H174ZM180 175H179V174ZM183 173V174H182ZM207 173H209V174H207ZM230 173V174H229ZM234 173V174H233ZM244 173H246V174H244ZM26 174V175H25ZM104 174V175H103ZM189 174V175H188ZM191 174V175H190ZM197 174V175H196ZM239 174L241 175V176H239ZM262 174V173H261ZM5 175V176H4ZM65 175H67V177H65L64 178V176ZM69 175H73L72 177L71 176H69ZM177 175V176H176ZM185 175V176H184ZM188 175V176H187ZM211 177V178H209V176ZM219 175V176H218ZM231 175V176H230ZM237 175V176H236ZM245 175H246V177H245ZM8 176H10V177H8ZM71 177V178H69V177ZM198 178H197V177ZM201 176V177H200ZM203 176V177H202ZM207 176H208V178H207ZM218 176V177H217ZM3 177V178H2ZM7 177V178H6ZM13 177V178H12ZM163 177H164V179H163ZM167 177V178H166ZM173 177V178H172ZM177 177V178H176ZM194 178V179H196L195 181L194 180H192V178ZM196 177V178H195ZM233 177V178H232ZM242 177H244L243 179H241ZM248 177H250L251 178V180H248ZM261 177V178H260ZM6 178V179H5ZM159 178V179H158ZM166 178V179H165ZM188 178L189 179H191L192 180V182H190L189 183V180H188ZM205 178H207V179H205ZM214 178V179H213ZM240 178V179H239ZM65 179V180H66ZM90 179V180H91ZM168 179V180H167ZM170 179V180H169ZM183 179L185 180V179H187L188 181L186 182H184L183 181ZM201 179H203V180H201ZM209 179V180H208ZM98 180H99V182H98ZM101 180V181H100ZM157 180V181H156ZM162 180H164L163 182H162ZM167 180V181H166ZM176 180H177V184H175L176 183ZM179 180H181L182 181V183H181V181H179ZM190 180V181H191ZM206 180V181H205ZM235 180V181H236ZM6 181V182H5ZM87 181H89V182H87ZM94 181L97 183H95V184H93L94 183ZM172 181L173 182H175L174 184L172 183ZM78 182V183H77ZM81 182V183H80ZM85 184H84V183ZM155 182H158L159 184L157 185V183H155ZM162 182V183H161ZM165 182V183H164ZM178 182H180V184L178 183ZM183 182L184 183H186V184H183ZM198 182V183H197ZM89 183V184H88ZM102 183V184H101ZM171 183V184H170ZM188 183V184H187ZM210 183V184H209ZM78 184V185H77ZM81 184V185H80ZM113 184V185H112ZM114 184H115V186H114ZM155 186H153V185ZM164 184V185H163ZM168 184V185H167ZM178 184H179V186H178ZM183 184V186H181ZM205 184V185H204ZM77 185V186H76ZM80 185V186H79ZM150 185H151V187H150ZM156 185H157V187H156ZM172 185V186H171ZM192 185H194L195 187H193ZM2 186V187H1ZM84 186V187H83ZM118 186V187H117ZM190 188H189V187ZM192 186V187H191ZM196 186H198V187H196ZM86 187V188H85ZM90 187V188H89ZM105 187V188H104ZM182 187V188H181ZM206 187V188H205ZM256 187V188H255ZM13 188V189H12ZM18 188H20L19 190L20 191H17L18 190ZM23 188H25V190L23 189ZM126 188V189H125ZM149 188V189H148ZM157 188H159V189H157ZM183 188H185V189H183ZM193 188H195V189H193ZM242 188V189H241ZM6 189V190H5ZM10 189V190H9ZM96 189V190H95ZM173 189V190H172ZM181 191H180V190ZM194 190V192H193V190ZM242 190V198H240L239 197V194H236V193H238L240 190ZM15 190V191H14ZM21 190H23V191H21ZM88 190V191H87ZM134 190V191H133ZM179 191V192H173V191ZM187 191V192H185V191ZM191 190V191H190ZM237 190H239V191H237ZM11 192V194H9L10 192ZM16 191H17V193H16ZM83 191V192H82ZM86 191V192H85ZM144 191V192H143ZM184 193H183V192ZM257 191V192H256ZM63 192V193H64ZM71 192V193H70ZM96 192L98 193V194H96ZM130 192V193H129ZM172 192V193H171ZM196 192V193H195ZM254 192V193H253ZM14 193V194H13ZM62 193V194H63ZM68 193V194H67ZM142 195H141V194ZM174 193H176V194H174ZM188 193H190V196H189V194ZM257 193H259V194H257ZM261 193V194H260ZM262 193H263V195H262ZM70 194V195H69ZM148 194V195H147ZM173 196H171V195ZM195 194V195H194ZM236 194V195H235ZM252 194V195H251ZM11 195H13V197L11 196ZM60 195H61V193H60ZM64 195V194H63ZM194 195V196H193ZM235 195V196H234ZM258 195V196H257ZM59 196V194L57 195V197ZM66 196V197H67ZM141 196V197H140ZM174 196H175V198H174ZM182 196H185V197H182ZM186 196H188V198L186 197ZM193 196V197H192ZM234 196V197H233ZM253 196V197H252ZM50 198H51V200H52V205L54 204V203H56L57 204V202L59 201V200H57V197L55 198L53 195L52 196H49ZM172 197V198H171ZM50 198H47V199H50ZM55 198V199H54ZM142 198V199H141ZM168 198H170L169 200H168ZM181 198V199H180ZM234 198V199H233ZM257 198V199H256ZM263 198V199H262ZM8 199V198H7ZM8 199V200H9ZM14 199V200H15ZM151 199V200H150ZM174 199H176V200H174ZM233 199V200H232ZM255 199V200H254ZM13 200V201H14ZM51 200H49V201H51ZM142 200V201H141ZM148 200V201H147ZM162 200V201H161ZM164 200V201H163ZM172 200H174V201H172ZM182 200V201H181ZM229 200L231 201V205H230V202H229ZM254 200V201H253ZM259 200V201H258ZM10 201V200H9ZM9 201H7L6 202V199L4 200V202L2 201L1 203H3V204H5V203H7V204H9ZM258 201V202H257ZM263 201V202H262ZM11 203H12V199H11V201H10ZM134 202V201H133ZM136 202V201H135ZM144 202V203H143ZM153 202V203H152ZM164 202V203H163ZM251 202V203H250ZM256 204H255V203ZM226 203V204H225ZM261 203V204H260ZM51 204H45L46 206L48 205V207H49V205H51ZM163 204V205H162ZM251 204V205H250ZM254 204V205H253ZM259 204V205H258ZM141 205V206H140ZM157 205H159V207L157 206ZM249 205V206H248ZM46 206H45V210H46ZM139 206V207H138ZM157 206V207H156ZM161 206V207H160ZM255 206V207H254ZM257 206V207H256ZM42 207H44V204L42 205ZM41 207V208H42ZM47 207V208H48ZM259 207H261V208H259ZM175 209V211H174V209ZM186 208H188V209H186ZM198 208V209H197ZM263 208V209H262ZM186 209V210H185ZM206 209V210H205ZM259 209V210H258ZM262 211H261V210ZM41 210V209H40ZM133 210H135V208L133 209ZM132 209H131V213H132V211H133ZM190 210V211H189ZM217 211V212H216ZM219 211V212H218ZM63 213V212H62ZM60 213V214H57V216H55L54 217V215H56V214H53V215H49V216H47V219H49L51 216L52 217H54V218H60V215L62 216L60 219H63V215L64 214H66V212L65 213ZM171 213V214H170ZM113 214V215H112ZM119 214V215H118ZM149 214V213H148ZM177 214V215H176ZM59 215V216H58ZM118 215V216H117ZM217 215V216H216ZM111 216H112V219H110L111 218ZM114 216V217H113ZM120 216H122L121 218H120ZM24 217V219L22 220V218ZM148 217V216H147ZM154 217V216H153ZM170 217V218H169ZM174 217H176V219L174 218ZM216 217V218H215ZM25 218H26V220H25ZM106 218V219H105ZM149 219H151L152 217H148ZM17 219H18V221H17ZM47 219H44V220H42V222L43 221H48ZM23 221V222H21V221ZM97 220H95L94 222H96ZM117 220V221H116ZM240 222H239V221ZM62 221V220H61ZM60 221V222H61ZM103 221V222H102ZM105 221V222H104ZM107 221H109V222H107ZM114 221H116V222H114ZM249 221V222H248ZM19 223L20 225H16V226H14L15 225V223ZM41 221L40 222H38V223H36L35 225H37L36 227L38 228V224H39V228H40V226L42 227V226H44V224L42 223ZM63 222V221H62ZM94 222H93V224H94ZM111 222H114V223H111ZM14 223V224H13ZM17 223V224H18ZM24 223H26V225L24 224ZM40 223H42L41 225H40ZM96 223H98L99 224V222H96ZM256 223H259V224H257L256 225ZM23 224V225H22ZM217 224V225H216ZM230 224V225H229ZM14 227H13V226ZM215 225V226H214ZM232 225V226H231ZM235 225H237V226H235ZM241 225V226H240ZM258 227L257 229H256V227ZM259 225V226H258ZM228 226V227H227ZM234 226V227H233ZM239 226V227H238ZM8 227V228H7ZM10 227V228H9ZM237 227V228H236ZM260 227H262V228H260ZM11 228H12V230H11ZM23 228H25V229H23ZM28 228L30 229V231L28 230ZM38 228V229H39ZM234 228V229H233ZM260 228V229H259ZM3 229V230H2ZM8 229V230H7ZM18 229V230H17ZM228 229H230V230H228ZM252 229V230H251ZM255 229V230H254ZM6 230V231H5ZM97 230V231H96ZM214 230V231H213ZM215 230H216V233H214L215 232ZM250 230V231H249ZM32 231V232H31ZM34 231V232H33ZM38 231V232H37ZM96 231V232H95ZM178 231V232H177ZM237 231V232H236ZM244 231V232H243ZM252 231H253V233H252ZM1 232H2V234H1ZM7 232V233H6ZM9 232V233H8ZM102 232V233H101ZM106 232V233H105ZM211 232H212V234H211ZM219 232V233H218ZM247 232V233H246ZM5 233L6 234H8V236L7 235H5ZM19 233V234H18ZM196 233H197V235H196ZM214 233V234H213ZM256 233V234H255ZM39 234V233H38ZM40 234H41V232H40ZM85 234V235H84ZM97 234L99 235V237L97 236ZM105 234H106V236H105ZM108 234V235H107ZM138 234V235H137ZM194 234V235H193ZM9 235H10V237H9ZM67 234H65V236H66ZM229 235V236H228ZM240 235V236H239ZM243 235V236H242ZM36 236V237H35ZM65 236H62V237H65ZM81 238H80V237ZM97 236V237H96ZM119 236V237H118ZM196 236V237H195ZM224 238H223V237ZM257 239V240H260L261 241V243L259 242L258 243V241L256 242V239L254 238V237ZM258 236V237H257ZM108 237H109V239L110 240H108ZM199 237V238H198ZM215 237H217V238H215ZM229 237V238H228ZM231 237V238H230ZM249 237V238H248ZM250 237H252V238H250ZM2 238V239H1ZM20 238V239H19ZM24 238V239H23ZM90 238V239H89ZM92 238H94V239H96V241L95 240H93ZM103 238L104 239H106V240H103ZM124 238V239H123ZM133 238V239H132ZM208 238V239H207ZM220 238V239H219ZM238 238V239H237ZM242 238V239H241ZM244 238H246V239H244ZM261 238V239H260ZM91 239L93 240V242H91ZM97 239H101V240H97ZM113 239V240H112ZM210 239V240H209ZM225 239H226V241H225ZM241 239V240H240ZM245 241H244V240ZM251 240V239H253V240H251L252 241V243H249V242H251V241H249V240ZM65 240V241H64ZM78 240H79V242H78ZM86 240V241H85ZM114 240H116V241H114ZM121 240V241H120ZM213 240V241H212ZM220 240V241H219ZM223 240V241H222ZM3 241V242H2ZM19 242V243H17V242ZM20 241H21V243H20ZM62 241V242H61ZM83 241H85V243H86V245H84V244H81V243H84ZM88 241V242H87ZM200 241V242H199ZM206 243H205V242ZM207 241H209V242H207ZM228 241H229V243H228ZM233 241V242H232ZM239 241H241L242 243H240ZM14 242V243H13ZM16 242V243H15ZM38 242V241H37ZM63 242H68V243H63ZM89 242H91V243H89ZM100 242V243H99ZM102 242V243H101ZM202 242H204V243H202ZM225 242V243H224ZM247 242V243H246ZM255 242V243H254ZM26 243V244H25ZM33 243H35V244H33ZM61 243H62V245H61ZM79 243V244H78ZM117 243V244H116ZM209 243V244H208ZM214 243V244H213ZM234 243V244H233ZM10 246H9V245ZM14 244V245H13ZM30 244V245H29ZM84 245L83 247H79V245ZM116 244V245H115ZM198 244V245H197ZM207 244V245H206ZM211 244V245H210ZM224 244V245H223ZM228 244H229V246H228ZM243 244V245H242ZM245 244V245H244ZM247 244V245H246ZM253 244V245H252ZM29 245V246H28ZM33 245V246H32ZM64 245V246H63ZM67 245V246H66ZM87 245H89V246H87ZM194 245V246H193ZM226 245V246H225ZM237 247H236V246ZM251 245V246H250ZM32 246V247H31ZM58 246V247H57ZM86 246V247H85ZM204 246V247H203ZM223 246V247H222ZM247 246H249V247H247ZM262 246H260V248L259 247H255L256 249H261V247ZM33 248V249H31V248ZM62 247V248H61ZM75 247V248H74ZM200 247V248H199ZM202 247V248H201ZM207 247V248H206ZM226 247V248H225ZM234 247V248H233ZM262 247V248H263ZM28 248H30L29 250H28ZM37 248H41L40 250H38ZM193 248V249H192ZM219 248V249H218ZM228 248H230V251H229V249ZM239 248V249H238ZM244 250H243V249ZM245 248H248L249 249V252H248V249H245ZM251 248H253V252H251ZM11 249H13V250H11ZM35 249V250H34ZM85 251H84V250ZM211 249H212V251H211ZM216 249V250H215ZM234 249V250H233ZM235 249L237 250V251H235ZM264 249V248H263ZM5 251V253H4V251ZM19 250V251H18ZM26 250H28V251H26ZM43 252H42V251ZM57 250V251H56ZM70 250V251H69ZM72 250V251H71ZM133 250V251H132ZM193 250V251H192ZM197 250V251H196ZM199 250V251H198ZM209 250V251H208ZM262 250V249H261ZM10 251H13V253L12 252H10ZM17 251V252H16ZM37 251H38V253H37ZM46 251H48V252H46ZM190 251V252H189ZM208 251V252H207ZM229 251V252H228ZM244 251H246V252H244ZM255 251H256V253H255ZM257 251L259 252V253H257ZM10 252V253H9ZM36 252V253H35ZM59 252V253H58ZM66 252V253H65ZM72 252V253H71ZM81 252V253H80ZM84 252H86V253H84ZM104 252V253H103ZM196 252H198V253H196ZM19 253V254H18ZM21 253V254H20ZM23 253V254H22ZM25 253V254H24ZM32 253V254H31ZM53 253V254H52ZM61 253H62V256L64 255L65 256V258H64V256H63V258L61 259L60 257H62L61 256ZM67 253H68V255H67ZM98 253V254H97ZM103 253V254H102ZM128 253V254H127ZM204 253V254H203ZM210 253V254H209ZM221 253V254H220ZM224 253V254H223ZM252 253V254H251ZM261 253V254H260ZM28 254H30L31 255V257H30V255H28ZM42 254V255H41ZM50 254V255H49ZM58 254V255H57ZM60 254V255H59ZM66 254V255H65ZM70 254V255H69ZM76 254V255H75ZM81 254V255H80ZM162 254V255H161ZM216 254V255H215ZM248 254H251L252 256H253V254H254V256L256 255L257 257H255V258H259L258 259V261H260L259 263H258V261H257V259H255L254 258V256L252 257L251 255H248ZM258 254H260L259 256H258ZM23 255V256H22ZM51 255H53L54 256V258H56V259H54L53 258V256H51ZM78 255V256H77ZM99 255V256H98ZM109 255V256H108ZM124 255V256H123ZM126 255V256H125ZM211 255H212V257H211ZM219 255V257H217ZM235 255V254H234ZM244 255V256H243ZM261 255H263V256H261ZM24 256H26V257H24ZM60 256V257H59ZM111 256V257H110ZM147 256H149V257H147ZM214 256V257H213ZM247 256V257H246ZM23 257V258H22ZM58 257V258H57ZM82 259H81V258ZM99 259H98V258ZM101 257V258H100ZM145 257V258H144ZM200 257V258H199ZM215 257H217V258H215ZM229 257H226V255H225V257L224 258H229ZM243 257H244V259H243ZM249 257H251V258H249ZM262 257V258H261ZM9 258V259H8ZM12 258V259H13ZM19 258V261H17L16 259H18ZM26 258V259H25ZM60 258V259H59ZM202 258V259H201ZM210 258V259H209ZM212 258V259H211ZM218 258H219V262H215V260L217 259L218 260ZM230 258H229V262L227 261V264L229 263L230 264ZM252 258H253V260H252ZM52 259H54L55 260V262L52 260ZM145 259V260H144ZM197 259H198V261H197ZM214 259V260H213ZM223 259V258H222ZM243 259V260H242ZM25 260H27V261H25ZM51 260V261H50ZM90 260V261H89ZM98 260V261H97ZM144 260V261H143ZM211 260H213V261H211ZM216 260V261H217ZM57 261H59V263L57 262ZM61 261V262H60ZM118 261V262H117ZM155 261V262H154ZM209 261V262H208ZM242 261V262H241ZM17 262V263H16ZM96 262V263H95ZM163 262V263H162ZM194 262H196V263H194ZM201 262V263H200ZM224 262V261H223ZM223 262H221V263H223ZM252 262H254V263H252ZM226 263V262H225ZM260 263V264H261ZM3 264H5V263H3ZM9 264H11V263H9Z\"/></svg>", "mask_w": 264, "mask_h": 264}]
</instances>
